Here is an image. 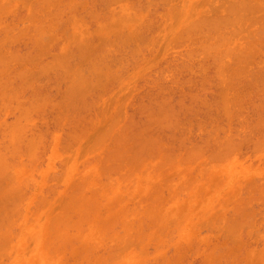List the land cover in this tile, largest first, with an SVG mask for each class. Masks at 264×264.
Returning <instances> with one entry per match:
<instances>
[{"label": "bare ground", "instance_id": "6f19581e", "mask_svg": "<svg viewBox=\"0 0 264 264\" xmlns=\"http://www.w3.org/2000/svg\"><path fill=\"white\" fill-rule=\"evenodd\" d=\"M56 1H59V3H60V5L61 6H63V8L64 9H69L68 11H70V10H72V8H74V6H72V8H71V4H72V1H73V3L74 2H76V0L74 1V0H72V1H64L63 2V4H65L66 2H68V3H70V5L68 4V6H70V8L69 7H67V8H65L64 7V5H62L61 4V2L63 1H61V0H0V17L2 16V17H4L1 13L4 11V9L7 11V12H10V11H12L13 12V10L14 11H16V7H18L21 3V5L20 6H22L23 5V7H24V10L21 8V7H19L18 8V10H19V12H22V10L23 11H26L27 9H29V6H28V8L26 7L27 6V4L29 5V4H31V8L29 9V10H31L30 11V13H29V11H28V13H26L27 15H29V16H27L26 15V20H27V18H28V22L31 24V22H32V18H34V13H36V14H43L44 13V10L46 9V10H48L49 8H51L52 6H53V4H51V3H54V6L55 5H57V3H55ZM107 2L106 4H107V6H108V4L111 2V1H114V0H109V2H108V0L106 1V0H102V2ZM115 1H117V0H115ZM118 1H120V0H118ZM124 1V0H123ZM131 1V0H130ZM135 1V0H134ZM137 1H140V0H136V3L135 2H133L132 4H131V2H130V4L132 5L131 7H133L134 8V5H135V8L134 9H136L138 6H140L141 5V1L137 4ZM142 1H144V0H142ZM145 1H147V0H145ZM152 1V0H151ZM160 1V0H159ZM166 3H165V2ZM172 0H161L160 2H164V4H169V5H171L172 4V2H171ZM175 1V0H174ZM176 1H179L180 2V0H176ZM188 1V0H187ZM209 1V0H208ZM211 1H213V2H211ZM210 1V3H207V5L208 6H212V10H215L214 9V7L215 6H217L218 8H220L219 6H221V8L224 6V8H222V9H224L225 11H223V12H225V13H223L222 11V13H223V16H220V17H222V18H224L225 16H227L225 19H223L222 20V18H221V20H219V15H214L213 13L215 12H217V10L216 11H213V13L211 12L212 10H209V9H211V8H209V7H206V8H209L208 10H201L198 14H199V16H196V17H194V16H192L190 13H189V10L188 9H186V11H184L185 9L183 8L184 6H183V4L185 3L186 4V1H184V3L182 4V5H180V7H182V9L179 7L178 8V11H177V15L176 14H174L173 13V16H172V11H174V10H172V8L171 9H169V11H167V12H170V13H164L165 14V16L167 15L168 17H170L171 18V16L172 17H174V21H177V26L175 27L174 26V28H173V25L171 26V23L169 24V26H171V27H169V30L167 31L168 33H170V34H168V35H174L173 36V39L175 38V33H176V36L179 34V32L180 31H182L181 29H183V32H184V35H185V33L187 32V31H189V32H187V34L189 33H191V34H193V37H194V35H195V37H197V34L198 33H200V35H201V33H205V32H207V33H205V34H203L201 37L203 38H205L204 39V42L202 43V42H200L201 40H200V38L201 37H199V39H197L198 40V42L194 39V41H193V37H192V35L190 36V35H185V37H184V35H182L181 33L182 32H180V34L175 38V40L176 41H174L173 39H172V35L171 36H169V41H167L166 42V40H167V38H166V40L164 41L163 40V42L162 41H160L159 43H161V44H163V43H167V44H165V46L164 47H166V45H168V44H170L169 42L171 41L172 43L173 42H177V38L179 37V38H187L188 36H190L191 38H187V39H185V40H187V46H189V43H188V41H189V39L190 40H192L190 43H194V44H196V46H200V48H196V46H194V44L192 45V47H193V49L195 50V48L196 49H201L202 47H203V49H201L200 51H199V53H198V51L197 50H195V51H193V49H191L192 47H191V45L189 46V47H191L190 49L192 50V53H191V51H189V48L188 47H186V46H183V45H185V44H181L182 46L181 47H186L185 49H187V52L186 51H184L181 55H184L185 54V56L187 55V58L188 57H191V55H192V58H195V56H193V55H200L201 53H202V63L204 62V60L205 59H207L208 60V58H210V61H212L214 58H215V56H216V59H215V61L213 60V62L214 63H211V64H213V66L212 67H214L215 69H214V73H215V71H216V73L214 74V75H216L217 77H219L218 75H220V76H222V78H223V76L224 75H226L225 76V78H223V79H225V81H228V82H225L224 80V82L227 84L226 86H223L221 83H222V78L221 77H219V78H217V80H218V82L217 83H219L218 85L220 86V87H222V88H220L219 87V89H223V87H225L224 88V90L226 91V92H228V94L224 91V90H221V91H224V93H222L221 91H219V92H221L222 94H220V96L218 97L219 98V100L220 99H222L221 101L223 102H221L220 103V105H218V109L222 106V108H225V109H223V110H225V112H227L226 113V115H230L231 116V114L232 113H234L236 110L238 111V107H236V105L237 106H239V104L238 103H241L242 101L241 100H244V99H246L247 97H249V96H247V97H245L244 95H242V93L243 92H245V91H240V92H242V93H240L239 91L237 92V90H233L232 88H234L235 86H239V84H242V83H244V82H242L241 83V81H244V79H245V81L247 82L248 80H252V79H254V78H251L252 76L251 75H253L252 73H253V70L251 71V70H249L248 68L247 69H245V70H249V72H251L250 73V77L247 79V74H246V78H243V76H244V73H243V75H241L242 74V72H243V70H242V68L243 67H241V66H244V68L246 67L245 65H249V63H247V60H246V54H247V48L248 47H250V45H251V48H253V44L252 43H254V42H252V41H255V42H257V40L258 41H261L260 39H262V38H264L263 37V34H264V32L262 31V29H264V23H262V21L264 22V17H262V16H264V11L262 12L263 14L261 15V14H259L260 12V10H261V8H264L263 6H262V3H260L261 1L263 2L264 0H261L260 2H258L259 4L258 5H256L255 6V3L257 2V1H259V0H254V1H250V0H248L249 1V5L251 6H249V5H247L248 4V1L246 2V0H229V1H227V0H225L224 2H223V0H221L223 3H221V1L220 0H216V1H218V3H217V5H215L214 6V0H211ZM220 1V2H219ZM120 2H122V1H120ZM149 3H145L146 5L147 4H149V5H151L150 3V1H148ZM160 2H158L157 1V4H155L154 6H156V5H158V3H160ZM193 2V1H192ZM195 2L196 1H194V3L193 4H195ZM254 2V4H252ZM18 3H19V5H18ZM35 3H36V5H35ZM38 3V4H37ZM46 3H47V6H45L44 7V4L46 5ZM49 3V4H48ZM59 3H58V5H59ZM117 3V2H116ZM119 3V2H118ZM125 3V2H124ZM129 2H127L126 4L129 6V4H128ZM143 3V2H142ZM143 3V4H144ZM154 3H155V1H154ZM153 1H152V6H153ZM171 3V4H170ZM212 3V4H211ZM220 3H221V5H220ZM225 3V4H224ZM230 3V4H229ZM25 4H26V6H25ZM42 4H43V6H42ZM76 4H77V2H76ZM102 4H104V3H102ZM105 4V5H106ZM111 4V3H110ZM136 4H137V7H136ZM161 4V3H160ZM163 4V5H164ZM173 4H174V2H173ZM172 4V5H173ZM179 4V3H178ZM224 4V5H223ZM232 4V5H231ZM13 5H16L15 6V8L13 9L12 7H13ZM37 5H40V6H42V7H40V9L39 10H41V11H43V12H39V10H37L36 12H34L33 13V11L35 10L34 8H36L35 6H37ZM50 7H49V6ZM57 5V6H58ZM67 5V4H66ZM73 5V4H72ZM118 5V4H117ZM119 5H121V4H119ZM123 5V4H122ZM141 6V7H138L136 10H141L143 7L145 8H143L142 9V11L143 10H145L146 11V13H147V7H148V5L147 6ZM163 5H160V7H157L158 8V10H159V8H162V7H165V6H163ZM169 5H167L166 7H168ZM187 5V4H186ZM185 5V6H186ZM223 5V6H222ZM227 5V6H226ZM264 5V4H263ZM53 6V7H54ZM104 6V5H103ZM107 6H104V7H107ZM111 6V5H110ZM124 6V5H123ZM175 6H177V2H176V4H175ZM179 6V5H178ZM177 6V7H178ZM210 6V7H211ZM255 6V7H254ZM258 6L259 7H261L260 9L258 8ZM25 7L27 8L26 10H25ZM33 7V8H32ZM43 7L45 8L44 10H43ZM47 7V8H46ZM56 7V6H55ZM54 7V8H55ZM109 7V6H108ZM107 7V8H108ZM117 7V6H116ZM122 6H120V8H121ZM150 7V6H149ZM169 7H171V6H169ZM225 7H227V9H228V12L230 13V14H228L227 13V9L225 8ZM249 9H248V8ZM254 7V8H253ZM37 8H39V6H37ZM36 8V9H37ZM52 9L53 11H54V13H57V11L55 12V10H57V9ZM57 8V7H56ZM59 8V7H58ZM84 8H86V7H84ZM90 8V7H89ZM115 8V7H114ZM119 8V9H120ZM126 8V7H125ZM141 8V9H140ZM154 8H156V7H154ZM174 8V7H173ZM256 8H258L259 10H258V14H257V9ZM22 9V10H21ZM33 9V10H32ZM62 9V8H61ZM60 9V10H61ZM91 9V8H90ZM93 9V8H92ZM96 9V8H95ZM126 9H128V8H126ZM149 9V8H148ZM151 9V8H150ZM149 9V12H148V14L150 13V12H152L151 10ZM168 10L167 8H164V10ZM175 9V8H174ZM180 9V10H179ZM255 11H254V10ZM18 10H17V12H15L16 14H13L12 13V16H14V17H20L21 15H23V13L24 12H22V13H19L20 15H18ZM21 10V11H20ZM74 10H75V8H74ZM77 10V9H76ZM85 10V9H84ZM89 10V9H88ZM107 10V9H106ZM110 10V9H109ZM129 10H131V9H128L127 11H129ZM153 11L155 10V9H152ZM158 10H156V11H158ZM163 10V9H162ZM163 10V11H164ZM165 10V11H166ZM172 10V11H171ZM219 10V9H218ZM253 10V11H252ZM51 11V10H50ZM50 11H48V12H50ZM73 11V10H72ZM91 11H95V12H97L96 10H91ZM91 11H89V12H91ZM111 11V10H110ZM109 11V12H110ZM116 11V10H115ZM115 11H113V13L115 12ZM122 11V10H121ZM120 11V12H121ZM125 11V10H124ZM132 12H133V10H131ZM130 11V12H131ZM135 11V10H134ZM156 11H154V12H156ZM159 11H161V10H159ZM182 11V12H181ZM197 11V10H196ZM203 11H205L206 12V15H208V18H207V16L205 15V12L203 13ZM210 11L211 13L210 14H208V12ZM249 11V12H248ZM262 11V10H261ZM45 12H47V11H45ZM62 12V11H61ZM76 12V11H75ZM95 12H94V14L93 13H91L92 15H94L95 17H97L98 15L97 14H99V12L97 13V14H95ZM108 12V11H107ZM108 12V13H109ZM140 13H143V12H141V11H139ZM139 12H135V15L137 16L138 14H139V16H140V13ZM184 12H185V14H184ZM203 14H202V13ZM244 12V13H243ZM245 12H247V13H249V14H245ZM250 12H254V13H256V14H254V16H253V14H250ZM25 13H24V17H25ZM51 13V12H50ZM53 13V12H52ZM59 13V12H58ZM57 13V14H58ZM62 13H64V12H62ZM65 13H67L66 15H68V12L66 11ZM72 13V12H71ZM70 13V14H71ZM111 13H112V11H111ZM111 13H109V15L111 14ZM116 13V12H115ZM123 13V12H122ZM134 13V12H133ZM137 13V14H136ZM179 13V14H178ZM181 13V14H180ZM193 13H195V12H193ZM201 13V14H200ZM220 13V12H219ZM226 13H227V15H226ZM7 14H9V13H7ZM5 15V11H4V15L6 16L4 19H7V16L8 15ZM34 14V15H33ZM41 14V15H42ZM46 14V13H45ZM48 14V13H47ZM56 14V15H57ZM60 14V13H59ZM78 14V13H77ZM121 14V13H120ZM124 14L126 15V13L124 12ZM158 14V13H157ZM224 14H225V16H224ZM10 16H11V14H9ZM32 16V18H30L29 19V17H31ZM41 15H40V17H39V19L41 18ZM49 16H46V15H42V19L44 20H42V19H40V20H38L39 21V23H40V21L41 22H47V19H48V21L50 22L49 23V25L50 24H52L51 22L52 21H54L55 20V24H54V22H53V27H54V29H55V26L56 27H59V26H57V23L58 22H56V21H58V19H61V17H59V15L58 16H56V15H54L53 16V14H48ZM52 15V16H51ZM64 14H62V15H60V16H62V19L59 21L60 23H65V20H67V16L66 15H64V16H66V18L63 16ZM86 15H89V13L87 12L86 13ZM92 15H90L89 17H91ZM97 15V16H96ZM111 15H115V14H111ZM111 15L109 16V17H111ZM124 15V16H125ZM128 16L129 15H131V14H127ZM144 15H147V14H144ZM155 15V14H154ZM160 15V14H159ZM170 15V16H169ZM211 16V18H212V20L210 19V16ZM228 15H229V17H228ZM239 15H241V16H239ZM242 15H243V17H242ZM245 15H246V17H245ZM248 15V16H247ZM253 17H256L255 15H258L256 18H253ZM10 16H8V18H11ZM36 16V15H35ZM58 18L57 20H56V17ZM69 17H70V15H68ZM101 16V15H100ZM106 16V15H105ZM132 16H134V14L132 15ZM147 16H149V15H147ZM146 16V17H147ZM157 16V15H156ZM161 16V15H160ZM159 16V17H160ZM201 16L203 17V19L201 18ZM213 16V17H212ZM218 17L217 19L215 18V17ZM232 16H234V17H232ZM238 16V17H237ZM46 17H49V18H47L46 19ZM51 17H55V18H53L52 20H51ZM64 17V18H63ZM71 17H72V15H71ZM70 17V18H71ZM83 17V16H82ZM94 17V18H95ZM152 17V16H151ZM162 17H163V15H162ZM168 17H165L166 18V20L167 21H165V23L166 22H168L169 21V19H167ZM176 17L178 18V19H176ZM249 17H251V18H249ZM262 17V19H260ZM23 18V17H22ZM36 19H33V22L35 23L36 21L35 20H37V17H35ZM69 18V20H71V21H73V19H74V21H76V19L78 20V19H80L81 17L79 16V14H78V16H77V18H76V16L73 14V19H70ZM99 18V17H98ZM97 18V19H98ZM106 18H108V15H107V17ZM112 18V17H111ZM144 18V17H143ZM143 18H142V20H143ZM191 18V19H190ZM201 18V19H200ZM232 18V19H231ZM258 18V19H257ZM15 19V18H14ZM21 18H19V20H20ZM46 19V20H45ZM64 19V20H63ZM86 19V18H85ZM113 19V18H112ZM124 19H126V18H124ZM127 19H128V17H127ZM126 19V20H127ZM130 19H132V18H130ZM139 19H141L140 17H139ZM146 19V18H145ZM153 19V18H152ZM156 19H157V17H156ZM160 19H161V21L164 19H162L161 17H160ZM160 19H159V21H160ZM172 19V22H173V18H171ZM170 19V20H171ZM207 19V20H206ZM214 19V20H213ZM243 19V20H242ZM245 19V20H244ZM248 19V20H247ZM251 19L253 20V22H255V21H257L258 22V20L260 21L261 20V22H258L259 24H262L261 25V28H259V27H256V25L255 24H257V23H253L254 24V26H252V24H251V28H255V29H257V30H260V31H262V32H260V31H257V30H254L253 29V32L252 33H254V34H252L251 32V37H250V35H248V33L246 34V32L248 31L249 32V30H246V29H242V27L243 28H247L246 27V21H247V23H248V21L250 20L251 21ZM257 19V20H256ZM3 20V19H2ZM2 20L0 19V21L2 22ZM8 20H10V19H8ZM17 19H15V21H16ZM26 20H25V23L23 22V24H26L27 22H26ZM95 20V19H94ZM99 20L101 21L102 19H98V21L97 22H99ZM107 22H106V24L108 23V20L109 19H105ZM105 20H103V21H105ZM133 20H134V18H133ZM135 20H136V18H135ZM141 20V21H142ZM149 20H150V18H149ZM154 20H155V16H154ZM153 20V21H154ZM189 20H191V21H189ZM225 20V21H224ZM5 21H7V20H5ZM96 21V20H95ZM158 21V20H157ZM186 22V21H189V25H187L188 24V22H187V24L185 25L187 28H185V27H182V23H180V22ZM211 21V22H210ZM222 21H223V23H222ZM244 21H245V24L246 25H244L243 23H244ZM250 21H249V23H250ZM13 22V21H12ZM17 22H19V21H17ZM21 21L19 22V24L21 25V23H22ZM32 22V24L31 25H36V24H39V23H33ZM114 22V21H113ZM140 22V21H139ZM138 22V23H139ZM154 22H156V20L154 21ZM7 23V22H6ZM60 23H58V25H60ZM81 23H82V19H81ZM84 23V22H83ZM82 23V24H83ZM86 23V22H85ZM101 23H102V21H101ZM105 23V22H104ZM192 23V24H191ZM241 23V24H240ZM248 23V25H250ZM7 24H9V21H8V23ZM7 24H6V27H7ZM18 24V23H17ZM18 24V25H19ZM28 24V23H27ZM41 24V23H40ZM40 24L39 25H36V26H34L33 28H34V30H33V28L32 29H30V27H29V29L27 30V32L28 31H31V30H33V32L35 33V30H36V32L38 31V30H40V31H38V33H36V34H39L40 32V36H42V37H40V38H42L43 39V36H44V39H45V37L47 36V35H43V33H42V31L43 30H41V29H43L42 27H41V29L39 28L40 27ZM43 24V25H42ZM41 24V26H45V24L46 23H42ZM61 24V25H62ZM106 24H104V25H106ZM114 24V23H113ZM134 24H136V25H138L137 23H136V21H135V23ZM140 24H143V23H140ZM146 24H148V23H146ZM150 24H151V21H150ZM162 24H164V22L162 23ZM172 24H176L175 22H173ZM219 26H222L223 28H225V29H223L222 28V30L220 29V27H218V25ZM221 24V25H220ZM237 24V25H236ZM239 24V25H238ZM5 26V23H4V25L3 24H1L0 23V26ZM29 25V24H28ZM28 25H24V27H21V28H24L25 29V26L27 27ZM55 25V26H54ZM61 25H60V27H61ZM84 25V24H83ZM133 25V24H132ZM152 25H153V23H152ZM151 25V26H152ZM154 25H155V23H154ZM217 25V26H216ZM236 25V26H235ZM241 25H242V27H241ZM244 25V26H243ZM14 26V25H13ZM21 26H23V25H21ZM38 26V27H37ZM101 26H103V25H101ZM116 26V25H115ZM147 26V25H146ZM145 26V27H146ZM150 26V25H149ZM156 26L158 27V26H160V25H158V24H156ZM156 26H155V28H156ZM163 26V25H162ZM161 26V27H162ZM165 26V25H164ZM167 26H168V24H167ZM188 26H190V27H188ZM228 26H231V27H229L228 29H226ZM234 26V27H233ZM237 26H240V27H237ZM6 27H4V28H6ZM35 27H37V29L35 28ZM46 30H45V28H44V30L45 31H50L52 34H50V35H48L49 37L50 36H52V35H54L53 36V38L52 37H48L47 36V38L44 40L43 39V41H46L47 42V39L49 38L50 39V41H48V43H50V47H49V44L47 45V43H46V46H45V43H43L42 42V44H40V45H42L41 47H42V50H40L39 51V48H40V46L38 47V46H36V45H38L39 43V41H42V39L40 40L39 38H38V41H36L37 40V38L36 37H38V35L36 36V34H34L36 37H35V43L33 42V44H32V47H34V46H36V49H37V51H39V52H34L35 50V48H31L32 50H34L33 51V53L35 54V57H33L34 55H33V53H32V50L29 48V46L31 47V45H29L28 44V48L30 49H28L27 51L29 52V55H30V52H31V54L33 55H31L32 57H30L29 55H28V52L27 53H22V51H21V53H19V51L18 50H14L13 49V47L11 48V49H7L6 47V49L8 50V52H6V50H4V45L5 46H10L9 45V43H7V41H9L10 42V39H8L7 40V38H9V37H7V36H5V35H7V30L9 31V28H11L10 30L12 31V29H13V27H9V25H8V27L6 28V29H4L3 31L4 32H7L6 34L3 32V34H5L4 36H5V39L4 40H6V41H1L0 40V44H1V46L4 44V42H6V44H4L3 45V51H5V54L6 53H8L9 55H3V51H2V48H1V46H0V51H2V54H1V52H0V59H1V57H2V59H4V60H0V111H4L5 109H8V112L10 113V111L12 110L11 108L13 107V103H15V99H17L19 102L17 103V101H16V108L14 109L13 108V110H15V111H12L11 113H13V112H16L17 111V109H19L17 112H16V114L14 115L15 117H14V120H13V118H12V122H11V124H9L8 122H7V125H6V121L7 120H5L4 122H3V120H1L0 121V124L2 125V123H4L6 126L5 127H7V126H9V127H7V129H2L1 128V125H0V129H2L1 130V132H0V135H1V137H3V134H4V137H3V140L2 141H4L3 143V145L1 144L2 142H0V146L2 145V147H0V148H4V145L6 144V146H5V151H7V152H10L9 150L11 149V148H13L12 149V152H14V155H13V153H11L10 152V154H8V153H5V151L4 152H2V150H1V153H3V154H1L0 153V160H1V158L4 156V153L6 154L5 155V158H2V161H3V159H5L4 160V163H2V161H0V259H2L1 261H0V264H181L182 262H184V261H186V260H184L185 258H190L191 257V255L192 254H195V253H197V255L196 256H199L200 254H202V256L203 257H201V258H199V257H196V258H198V260L199 259H203V261L201 260V264L202 263H204V264H219L220 262L222 263V264H264V252H263V249L262 248H255L256 247V245L255 246H252V245H250V243H248V245H247V238L249 239V235H251V237H252V239H254L253 238V236L252 235H254V237L255 236H258L259 238H257V239H259V240H257L258 241V244L257 245H259L260 246V244H263L264 243V233H262L261 231L263 230L264 231V227L262 226L261 227V229L262 230H260L259 231V228H256V225H255V223H256V221H255V216L257 215L258 216V214H259V212L257 211V214L253 211L254 209H253V207H254V205H258V203L260 204L261 202L260 201H264V175L263 176H261L262 177V182L259 184V183H257V185L255 184V185H253V184H250V185H248L249 184V182H252V183H255V182H253V180L252 181H250V179L252 178L253 179V177H251V175H254V174H260V173H264V166H263V164L261 165V164H259V165H255V167H253L254 166V163H253V166L252 165H247V163H245V161L244 162H241V160H239L240 159V152H239V144H238V148L237 147H235L236 146V144H235V142H234V145H233V140L231 139V137H230V133L228 134V136H227V138H228V140H227V138H226V140H225V142L223 141V140H221V138H220V140H221V142H223V143H221L220 141V143H219V145H217V147H215V148H217L216 150L217 151H214L213 152V155L217 158V160H211V162L212 163H214V164H216V165H214V164H212V165H214V166H212L210 169H209V171L208 172H204L203 170V168L204 167H202L201 169H202V173L200 172L199 173V175H201V178H200V176L198 175V178L199 179H197V177H196V175H195V177H193L192 175V173L194 172V171H192L191 169H193V167H196L197 165L196 164H198V162L197 163H195L197 160H199V159H201L204 155H205V153H206V151L205 150H207V149H205V150H203V148H202V146L201 145H199V146H201L200 148H199V146H195V148H194V146H192V148L190 147V150H185L184 152L183 151H181V154H180V152H177L176 150H178V151H180L179 149H181V147H174V145L170 142V140H169V142H168V144H172L173 146H168L169 148H167L166 146V148L167 149H164V147H163V145L165 144H167V139L165 140V138L163 137V135H161V133H162V131H161V133H159L158 132V129L159 128H163L164 127V125H165V123H164V121L166 122V128H168L167 126H169V125H173V124H176L175 125V127H176V130H177V128H180L181 127V125H180V122L182 121V119H181V117L180 116H178V115H176L177 114V111H176V114H174L175 112H174V110L171 108V106H169V104H171V102L170 103H168L167 101H166V99L167 98H165V97H162V99H159L158 97H153V95L151 96L152 98H158L159 99V101L160 102H162V105H163V103H165L163 106L161 105V103L160 102H158V99H157V101L155 102V100L156 99H152V102H155V106L154 107H156L155 109H156V111H155V109H153V106L151 105L150 106V109H149V106H146L147 104H148V102L146 103V104H143V106H142V108L143 109H141V108H139L138 106H136V108H135V110L136 109H138L139 108V112H140V110H142V112H145V108H146V111L147 110H150V111H147V113H146V116H145V120H147L148 118L150 119V121L152 122V121H155V120H158V119H161V115H163L164 116V114H169L168 116H173V119H172V117L169 119V117L168 118H166L167 117V115H165L164 117L162 116V118L164 119V121L162 122L161 120V123L163 124V126H162V124H159L160 123V121H157L158 122V124L159 125H161L162 127H159V128H155V126L157 125L158 126V124H156V121L155 122H150L149 120H147L146 121V123L147 124H149V122L153 125V127H152V125L151 124H149V126L151 127L150 129H153V130H150V132L151 131H153V135L156 133V136H153V135H151L152 133H150V132H148L149 130V126H147L146 125V131H145V129H144V127L142 126V125H140V123L138 122L137 124H139L140 126H142L143 128V130L141 129L140 130V132H142V133H140V132H137V131H135V130H138L137 128H135L136 126H135V123H132V121L133 120H135V118H133L132 117V119L130 118V116H128L129 114V112L127 111V117H128V119L130 120L131 119V122H129V120L128 121H125V120H127V117H125V119H124V117H122L123 119H124V122L123 121H121L122 120V118H121V120H119L118 118H119V116H115V115H117V114H120L119 112H121V114H122V111L120 110L121 109V107L119 108V103L117 104V106H114L115 108H116V110H118V112L115 110V112H114V110H113V108H112V106H111V104H110V99H108V100H106L105 101V104H106V102L107 101H109V103L107 102V104L106 105H108L107 107H109L110 109H108V108H106L105 106H104V108H106L107 110H109L108 112L109 113H111L110 112V110L112 109V113L111 114H113L114 113V115H112V119H115V121L113 122V125H111V124H109V125H111V127L110 126H108V123H110L112 120H108L107 122L108 123H106L105 124V122H104V124H103V126L104 127H106V126H108L109 128H110V130H109V128L107 127V129L105 128V130H104V128L103 129H100L101 130V132H99V126H101V125H99V126H97L95 129L96 130H94V127L92 126L93 125V121L92 120H90L89 119V121H91V123L89 122V124L87 125L86 123V121L88 120H86V116L84 117L83 116V111H80L81 113H82V115L79 113V112H77V114H78V117L76 116H74L73 115V117H74V119H78V121H80L81 120V118H83V120L85 121V124H80V123H84V121H82V122H77V124L79 123L80 124V126H82V128H79V131H81V132H84V133H81V136L83 137L84 135L86 136L87 134H85V133H88L87 131L85 132L84 130L86 129L87 130V128H85V127H87V126H89L90 124H92L91 126L93 127V130H94V132L91 130V132H89L90 134L93 132V133H95L97 130V133L99 132L100 133V135L101 136H99L98 134H96V136L98 137H96L95 135H94V137H93V133H92V139H96L95 141H94V144H93V142H91V141H93L92 139L91 140H89V142L91 143L90 145H88V147L90 146V147H92V148H86L85 147V150L82 152V149H81V147H80V149L81 150H79V148H76L77 147V145L75 146V142H76V140H75V138L77 139L78 137L80 138L81 136L79 135L80 133L78 132V131H75V133L77 132V133H79V134H75V133H73V131H74V129L71 131V133H69V135H71V137H72V134L74 135V137H72L70 140H72V145H73V141L75 140V144H74V151H72V150H69V152L70 151H72V155H70L71 156V160L70 159H67L68 161H71L70 163L68 162V164H67V167H66V169L64 170V173H63V175H62V177L61 178H59V180L61 179L62 180V183L61 184H63V187L61 186V188H59V190H57V192L56 193H52L53 195H58L57 197L59 198H57L56 200L55 199H53V198H51L50 199V196L51 197H53V195H47L48 196V198H47V196H44V197H41L40 198V196H43V190H42V195H40L39 194V191H38V188H39V186H41V182L39 183V182H37V181H35V182H33V184H36V185H34L35 187H34V189H33V185L31 186V184H29L30 182H28V184H29V186L27 185V186H25V187H32V190L33 191H29L28 189H26V188H23L24 186L23 185H25V183H27V181L28 180H32V181H34L35 179L37 180V178L35 177L36 176V174H35V176H34V174L33 173H27V171H26V169H24V167L21 165V163L22 164H25V167H26V165H27V162L26 161H22V159H24L25 158V156H27L25 153L23 154V152L22 151H27L28 149H29V153H27V154H29L30 156H31V158L30 159H32L33 160V156H35V155H43V158H41L40 157V159L43 161L44 160V155L45 154H43V151L41 152L42 154H36L37 152V150L36 149H41L40 148V145H42V147H43V145H45L44 143L45 142H42L43 140H41L42 138H44L45 139V134H47L48 132H46V133H44V134H42V132H41V134H42V136H41V134H39L40 132H35L36 130L35 129H33V128H36V127H32L31 129L30 128H28V124H27V122L26 121H31L30 119H28L29 117H31V113H32V118H33V116H38L39 118L41 117V113L45 110V108H48V107H46L45 106V104H47L48 106L50 105H53V107L54 106H57V103H51V102H48V101H50L51 99H53V98H56L55 100H57V101H59V97L58 96H56V97H53L54 96V93H52V97H50L49 98V95H51V94H47V93H44V92H47V90H43L44 92H40V90H41V85H48V83H49V87H51V85H52V87H53V84L52 83H50L52 80L55 82L56 80L55 79H57L58 78V76H60V78L61 79H59V80H61V81H64L65 80V77H67V75H69L68 76V78H67V81L65 80L64 81V84H65V88H63L62 89V91H64V93L63 94H61V96L63 95V99L65 100V102H67L66 104H65V102L63 101V99L60 97V100L62 99V101L61 102H63V103H61V105L62 104H64V105H60V102H59V104H58V106L56 107V108H58V109H55V110H58V112L59 111H61L60 113H62V114H60L59 113V115H58V113H57V115H56V120H58V121H56V123L57 122H59V124H61V125H66L67 123L69 124H73V127H75V125H76V122H75V125H74V122L72 123V121L71 120H73L74 121V119L72 118V114L73 113H71L69 116H71V120H68V119H66V121H65V123L64 122H62L60 119H62L63 118V116H64V114L66 113L67 114V110H68V113H69V111H70V108L68 109L67 107L69 106H71V104H73V105H75V104H77V103H79V101L81 100V101H83V103L82 104H84V96H86V93H87V96H86V98H88V100L91 98V97H93L94 95V98L96 99V101H97V99L98 98H100V99H102L101 97V94H99V93H106V97L103 95V93H102V95L105 97L104 99H107L108 97H110L109 95L107 96V94H109L110 93V91L108 92V90L110 89V88H112V87H109V88H107L106 87V85H107V83H108V85L110 84L111 86L114 84V87H116V90H115V88L113 89V90H115V92L117 93V94H120L121 92H119V91H122L123 89H126L127 88V86H129V91H130V94H132L131 92V90H133V89H131L130 87L132 86L131 85V83H132V81H131V83L130 84H128V82L130 81V79H131V77L132 76H130L129 77V75H133V74H136L139 70L137 69V71L135 72V70H134V72L135 73H131V74H129V75H127L125 78L126 79H128L129 78V80H125L124 78V80H123V82L125 81V83H127V84H125V83H119V82H117V81H119L118 79H120L121 78V76L122 75H124V74H122L124 71H123V69L124 68H126V69H128V68H131L132 67V65H133V63H132V65L130 64V67H129V65H128V63H130V62H128V61H130V60H132V59H130V60H127V59H129L127 56H125V57H127V61H124V59H123V57H121L122 55V52L124 53H126V51L125 50H127L128 49V47H129V45H132V46H130L129 48H134L135 47V44H133V43H131L130 44V42L132 41V38H131V33H128L130 36H128L127 35V37L128 38H131L130 40V42H129V44H127V42L129 41H126V47L127 48H125V50L123 49V51H122V48H123V45H122V41H120L119 42V44H120V46H122L121 48H120V46H119V44H118V46H119V48H120V50L122 51H120V55H119V53L117 54V52L115 53V55L113 56V57H110V59L111 58H115V60L113 61V62H115V61H117L118 63L119 62H121L122 60H120L121 58L123 59V63L122 64H120L119 65V67L122 69V71H120L121 69L119 68V69H117V71H118V74H119V76H118V74H115V70H114V68L116 67L115 65H117L118 63L117 62H115V63H113V62H111L110 61V59H108V61H110V62H106L105 63V54H104V52L103 51H100L99 53H98V51L100 50L99 48H102V45H103V42L100 44V45H98L97 47H99V46H101V47H99L98 49H94L93 50V53H95V52H97V53H95V54H92V53H85L86 51L84 50V49H86L87 50V48H88V50L87 51H89V49L92 51V46H93V44H92V46L89 48V46L90 45H86L85 47H87V48H85V47H83L84 45V42L85 41H83V40H85V32L87 31V29H86V31L85 32H82L83 33V40L81 39V41H83L82 43L83 44H81V45H83V46H81L80 44H79V47H80V49H78L79 47H71L70 45V43H71V37H69V38H67L69 35H71V34H69V33H67V34H65L64 33V26H62L61 28H60V30H63V32L60 34L59 33V36L61 35L62 36V38L61 39H63L64 40V38H66V39H68V40H64L65 42H63V43H67V42H69V39H70V42H69V46L71 47H68V43L66 44V47L65 46H63V47H65L63 50H67L68 48V52H67V54H66V52H63V50L61 49V48H59L58 47V43L60 44V42H58V38H59V36H58V38L55 36L56 34L58 35V32L59 31H57L56 30V32H55V30L53 29V27L50 25V27H48V22H47V24H46ZM108 27V24H107V26L106 27H104V28H107ZM131 26H129V27H127V28H130ZM133 28H136L135 26H132ZM143 27V26H142ZM154 27V26H153ZM153 27H150L151 29H153ZM205 27V28H204ZM216 27H218V28H216ZM233 27V28H232ZM235 27H236V29H235ZM0 28H3V27H0ZM63 28V29H62ZM98 28V27H97ZM103 28V27H102ZM109 28V27H108ZM126 28V27H125ZM139 28V27H138ZM144 28V27H143ZM160 28V27H159ZM165 28V30L163 29V34H164V31H165V35H166V29H168V28H166V27H164ZM230 28H231V30H230ZM248 28H250V26L248 27ZM247 28V29H248ZM250 28V29H251ZM17 29V28H16ZM20 29V28H19ZM24 29H22V31L24 30ZM48 29V30H47ZM50 29V30H49ZM57 29V28H56ZM132 29V28H131ZM137 29V28H136ZM185 29V30H184ZM188 29V30H187ZM219 29H220V31H223V32H225L224 34L222 33V35H221V32L219 31ZM1 30V29H0ZM6 30V31H5ZM13 30H15V29H13ZM21 30V29H20ZM19 30V31H20ZM51 30H53L54 31V33L51 31ZM78 30V29H77ZM130 30V29H129ZM129 30H126L127 32L129 31ZM144 30V29H143ZM142 30V31H143ZM145 30H147V29H145ZM150 30V29H149ZM154 30H156V29H154ZM201 30H203V32H201ZM206 30V31H205ZM210 30V31H209ZM212 30V31H211ZM213 30H215V33H214V31ZM216 30H217V32H216ZM228 30H229V33H228ZM236 30V31H235ZM245 31L246 30V32H245V35H244V32H241V31ZM2 31V30H1ZM10 31V32H11ZM18 31V29H17V32H18V34L20 33V37H21V32H19ZM25 31V30H24ZM23 31V36L24 35H27V33H26V31L24 32ZM44 31V32H45ZM79 31V30H78ZM82 31H84V30H82ZM124 31V30H123ZM126 31H125V35H126ZM133 31V33L135 32V34H137L138 33V31H137V33H136V31H134L133 29L131 30V32ZM158 31H159V29H158ZM186 31V32H185ZM220 32V34H217V33H219ZM233 31V32H232ZM16 32V33H17ZM130 32V31H129ZM144 32H146V31H144ZM144 32H142L143 34H144ZM150 32V31H149ZM151 32H152V30H151ZM150 32V33H151ZM156 32H157V30H156ZM161 31H159V33H160ZM209 32H212L211 34H209ZM227 32V33H226ZM239 34H237V33ZM257 32H259V33H257ZM12 33V32H11ZM31 34H32V31L30 32ZM49 33V32H48ZM47 33V34H48ZM101 33V32H100ZM114 33V32H113ZM124 33V32H123ZM122 33V34H123ZM140 33V32H139ZM158 33V34H159ZM230 33H231V35H230ZM261 33H262V35H261ZM10 34V33H9ZM13 34H14V32H13ZM12 34V35H13ZM44 34H46V33H44ZM64 34V35H63ZM69 34V35H68ZM110 35H112V32L111 33H109ZM141 34V33H140ZM153 34V33H152ZM155 34H157V33H154L153 35H151V34H147V32L144 34V37H143V35H142V37H140L139 36V38L142 40V38H143V40L141 41L139 38L138 39H136V41L137 40H140L141 41V43H140V41H138L140 44H141V48H145V46L143 47V44L145 43V42H147L148 43V41H145V40H147V37L149 38V36L151 35V36H153V38L155 39V37H156V35ZM207 34H209V36L210 35H212L211 37H213V36H215V37H213V38H211V37H209ZM213 34H215V35H213ZM229 34V35H228ZM241 34V35H240ZM243 34V35H242ZM255 34H256V38L259 36L260 37V35H261V37H260V39H253L252 41H251V39L250 38H254L255 37ZM260 34V35H259ZM33 35V36H34ZM68 35V36H67ZM109 35V36H110ZM117 35V34H116ZM132 35H134V34H132ZM145 35L147 36V37H145ZM155 35V36H154ZM160 35V34H159ZM216 35L217 36H220V37H216ZM223 35H225L226 36V39H225V37L223 36ZM253 35V36H252ZM258 35V36H257ZM17 36H19V35H17ZM30 35H29V33H28V37H29ZM33 36H32V38L31 39H33ZM60 36V37H61ZM63 36H65L64 38H63ZM78 38V33H77V35H73L72 36V39H73V37L74 38H76V37ZM88 36V35H87ZM86 36V37H87ZM91 36V38H90V40L89 41H91V39L94 37H92V35H90ZM90 36H88V37H90ZM99 36H101V35H99ZM109 36H107L108 37V39H110L109 38ZM115 36V35H114ZM137 36H138V34H137ZM198 36H199V34H198ZM205 36H207V38L205 37ZM228 36V37H227ZM230 36V37H229ZM234 36V37H233ZM236 36H238V37H236ZM241 36V38H240V40H242L243 42H244V40H245V37L249 40V41H251L250 42V44H249V41H247V39H246V42H248V43H246V44H244V43H240L239 42V40H238V38ZM7 37V38H6ZM13 37H15L16 38V34H14V36ZM12 36L10 37V38H13ZM20 37H18V38H20ZM98 37V36H97ZM104 37H106V36H104ZM104 37H103V39H104ZM106 37V38H107ZM123 37H125V36H122V38ZM133 37V39H134V37H135V35L134 36H132ZM160 37H162V36H160ZM160 37L158 36V39H160ZM163 37H165V36H163ZM171 37V38H170ZM225 39V41H224V39ZM233 38V40H231L232 38ZM235 37H236V39H235ZM27 38V37H26ZM98 38H100V37H98ZM105 38V39H106ZM117 38V37H116ZM127 38V39H128ZM135 38H137V37H135ZM152 38V37H151ZM201 38V39H202ZM209 38V40H212L211 42H209L207 39ZM211 38V39H210ZM218 38V40H216ZM221 38V39H220ZM243 38H244V40H243ZM1 39H3V38H1ZM17 39V38H16ZM16 39L13 41V43L16 41ZM29 39V38H28ZM31 39H30V41H31ZM48 39V40H49ZM54 39H56V41H54L53 40V42H51L52 40ZM88 39V38H87ZM97 39V38H96ZM101 39V38H100ZM103 39H101L102 41H104ZM112 39V38H111ZM119 39H120V37H119ZM124 39V38H123ZM125 39H126V37H125ZM124 39V40H125ZM222 39H223V41H222ZM12 40V39H11ZM34 40V39H33ZM32 40V41H33ZM149 40V42H150V39H148ZM181 40V39H180ZM206 40H207V42L209 43H207L206 42ZM221 40V41H220ZM228 40H231V41H237L238 43H239V45H238V43L236 44L235 42L234 43H232L231 41H230V43H229V41ZM29 41V42H30ZM59 41H60V38H59ZM73 41H77V39L75 40H73ZM80 41V42H81ZM112 41H113V39H112ZM115 41H116V39H115ZM144 41V42H143ZM203 41V40H202ZM216 41V43H217V41H219V42H221V43H223V47L221 46V48L219 49V48H217V47H220V45H222V44H220L219 45V43H217V44H215L214 42ZM12 42V41H11ZM37 42V43H36ZM57 43L56 45L57 46H55L54 47V45L55 44H53V43ZM95 42V41H94ZM101 42V41H100ZM124 42V41H123ZM156 43L155 44H157L158 42L157 41H155ZM179 42V41H178ZM177 42V43H178ZM181 42H184V40L182 41L181 40ZM213 42V43H212ZM13 43H11L12 45L11 46H13ZM32 42H30V44H31ZM77 43H78V41H77ZM86 44L88 43V42H85ZM112 43H114V41L112 42ZM117 43V42H116ZM134 43H135V40H134ZM139 43H137L138 45H139ZM146 43V44H147ZM227 43V44H226ZM258 43V42H257ZM51 44L53 45V49H52V47H51ZM76 43L75 42H73L72 43V46H74ZM89 44H91V42L89 43ZM106 44V43H105ZM104 44V45H105ZM146 44H144V45H146ZM160 44V46H162ZM198 44V45H197ZM199 44H201V45H199ZM207 44V45H206ZM211 44V45H210ZM214 44V45H213ZM224 44H226V46H225V49H224ZM232 44H234V46L232 45ZM235 44H236V46H238L237 48H235L236 46H235ZM240 44H241V46H240ZM243 44H244V46H243ZM247 44H249V46L247 45ZM256 44V43H255ZM254 44V45H255ZM34 45V46H33ZM116 45V44H115ZM149 45V44H148ZM177 45V44H176ZM176 45H174L175 47H176ZM217 45V46H216ZM229 45V46H228ZM48 48L49 47V49H52V52H53V50H55V52L57 51L56 49H57V47L60 49V50H62V53H63V56L64 57H61L62 56V53L59 51H57V53H55L56 54V56L53 54V53H50V54H48L47 55V53H46V51L47 52H49L48 51V49L46 50V48ZM117 46V45H116ZM124 46H125V42H124ZM154 46V45H153ZM160 46L158 45V49H160ZM171 46H172V44H171ZM205 46V47H204ZM211 46V47H210ZM216 46V47H215ZM231 46V47H230ZM62 47V46H61ZM62 47V48H63ZM68 47V48H67ZM81 47H83V48H81ZM104 47V46H103ZM113 47H114V44H113ZM112 47V48H113ZM156 47V45L154 46V48L152 47V49H156L155 48ZM163 47V46H162ZM170 46H168V48H169ZM208 49H207V48ZM242 47L243 48H246V49H242ZM43 48H44V50H43ZM73 48V49H72ZM115 48V47H114ZM117 49H119L118 47H116ZM138 48V47H137ZM137 48H136V50H137ZM167 48V47H166ZM166 48H164V49H166ZM177 48V47H176ZM214 48H217V49H219V50H216V49H214ZM223 48V49H222ZM227 48V49H226ZM250 48V49H251ZM72 49V50H71ZM116 49V50H117ZM172 49V48H171ZM175 49V48H174ZM174 49H173V51H174ZM179 49V48H178ZM184 49V48H183ZM182 48H181V50H183ZM211 49H213V50H211ZM235 49L237 50L236 52H235ZM70 50H71V52H70ZM73 50H78V51H76V52H78V54H76ZM83 50L85 51L84 53H83ZM98 50V51H97ZM114 50V49H113ZM113 50H112V52H113ZM135 50V51H136ZM204 50H206V52H204L203 53V51ZM207 50H210V51H207ZM14 51H17L16 53L14 52ZM82 51V52H81ZM127 51H129V50H127ZM131 51V50H130ZM139 51V50H138ZM152 51V50H151ZM157 51V50H156ZM159 51V50H158ZM162 51V50H161ZM177 51V50H176ZM202 51V52H201ZM13 52V53H12ZM25 52H26V50H25ZM51 52V51H50ZM103 52V53H102ZM132 52V51H131ZM130 52V53H131ZM153 53H155L154 51H152ZM151 52V53H152ZM172 52V51H171ZM182 52V51H181ZM188 52H190L191 53V55H190V53H188ZM193 52H196V53H194L193 54ZM210 52V53H209ZM211 52H213V53H211ZM15 53V54H14ZM45 54V56H46V59H48V60H46V59H44L45 58V56H43L44 54ZM59 53V55H57ZM61 53V54H60ZM65 53V54H64ZM130 53L128 54L129 56H131L130 55ZM133 53V52H132ZM136 53V52H135ZM177 53V52H176ZM188 53V54H187ZM217 53V54H216ZM235 53V54H234ZM237 53H239V54H237ZM23 54V55H22ZM26 54H27V56H26ZM36 54H40L39 56L38 55H36ZM71 54H72V56H71ZM74 54H76V56H74ZM81 54V55H80ZM138 54H139V52H138ZM137 53L135 54L136 56L138 55ZM157 54H158V52H157ZM157 54H155L156 56H157V58H159L158 56L159 55H157ZM159 54H161L160 53V51H159ZM170 54V53H169ZM204 54H206L207 56H210V57H206V55L205 56H203ZM222 54H223V57H222ZM225 54V55H224ZM11 55V56H10ZM50 55V56H49ZM52 55H54V56H52ZM80 55V56H79ZM86 55H88V56H86ZM111 55H113V54H111ZM110 55V56H111ZM118 57H117V56ZM124 55H127V54H124ZM123 55V56H124ZM134 55V54H133ZM134 55V56H135ZM170 55H172V54H170ZM174 55V54H173ZM189 55V56H188ZM215 55V56H214ZM231 55H232V59H230V57H231ZM234 55V56H233ZM10 56V57H9ZM24 56H26L27 58L29 57V60L26 58V57H24ZM49 56V57H48ZM52 56V57H51ZM108 56H109V54H108ZM116 56V57H115ZM140 56V55H139ZM156 56H155V58H156ZM167 56V55H166ZM176 56V55H175ZM214 56V57H213ZM226 56H228V59H230V60H228V61H224V59H226L225 57ZM243 56V57H242ZM248 56V55H247ZM6 57V58H5ZM20 57H23V58H20ZM44 57V58H43ZM48 57V58H47ZM67 57V58H66ZM69 57V58H68ZM72 57V58H71ZM121 57V58H120ZM201 57H199V58H201ZM211 57H212V59H211ZM235 57V60L233 59ZM32 60H31V59ZM37 58V60L39 61V63H38V61L37 60H35ZM39 58V59H38ZM71 58V59H70ZM77 59V61H76V59ZM117 58H118V60H120V61H118L117 60ZM132 58V57H131ZM135 57H133V60L134 61H136L135 59H134ZM138 58V57H137ZM156 58V59H157ZM161 58V57H160ZM159 58V59H160ZM197 58V57H196ZM196 58H195V61H196ZM199 58H197V61L199 60ZM222 58V59H221ZM250 58V57H249ZM8 59H10V60H8ZM13 59V60H12ZM70 59V60H69ZM218 59V60H217ZM238 59V60H237ZM11 60H12V63L13 62H15L13 65L15 66V72H17V74L15 73H12V72H14L13 71V67L14 66H12V63H11ZM18 60V61H17ZM27 60V61H26ZM51 60V61H50ZM73 60V61H72ZM74 60H75V62H74ZM79 60H81L82 62L84 61L85 62V64H83L81 61H79ZM132 60V61H133ZM138 60H139V58H138ZM164 60H166V59H164ZM164 60H162V62L164 61ZM189 60V59H188ZM206 60V61H207ZM217 60V61H216ZM221 62H220V61ZM232 60H234V62L232 61ZM237 60V61H236ZM16 61H17V63H19V61H20V64H18V66H16ZM34 61H36L35 63H34ZM40 61H43V63L45 62H47V64H43V63H41ZM49 61V62H48ZM70 61V62H69ZM160 61V60H159ZM192 61V60H191ZM197 61H196V63H194V64H198L199 63V61H198V63H197ZM209 61V62H210ZM239 64V65H241L240 66V68H241V70H240V72H241V74L240 73H238V71H239V69L240 68H238V70H237V67L239 66H236L237 64H236V62ZM243 61H245L244 63H245V65L243 64L242 65V63H243ZM5 62H6V64H5ZM8 62V63H7ZM33 62V63H32ZM74 62V63H73ZM79 62H81L80 63V65H79ZM126 62H128V63H126ZM137 62V61H136ZM161 62V61H160ZM160 62H159V64H160ZM182 62V61H181ZM208 62V63H209ZM215 62H217V63H215ZM220 62V63H219ZM2 63H4V64H2ZM21 63H22V66H21V68H20V65H21ZM77 63H78V65H77ZM110 65H109V64ZM126 65H125V64ZM189 63V62H188ZM191 63V62H190ZM201 63V64H202ZM205 63V62H204ZM208 63H205V64H203V67L202 66H197V70H200V72H201V69L202 70H204L203 71V74L205 75V73H207V71H206V66H207V64ZM223 63V64H222ZM226 63V64H225ZM229 63H231V64H229ZM236 65H235V64ZM10 66H12V67H9V65ZM35 64V65H34ZM76 66H75V65ZM134 64H135V62H134ZM144 64V63H143ZM170 64V63H169ZM168 64V65H169ZM173 64V63H172ZM176 65H177V63H175ZM179 64V63H178ZM218 64H219V66H218ZM221 64V65H220ZM233 64L236 66V68H235V70L234 71H236V72H233V70L232 71H230L232 74H234L235 75V77L234 78H232V76H229L230 75V72H228L229 73V75H228V73L227 74H224L223 72H224V70L225 71H227V69H228V71H229V68H231V67H229V65H231L232 67H234L233 66ZM2 65H5V66H2ZM72 65V66H71ZM74 65V66H73ZM109 65V66H108ZM111 65H113L114 66V68L111 66ZM121 65H123V67H121ZM128 65V68L126 67ZM157 65H158V63H157ZM165 65V63H163V65H162V67ZM174 65L175 67H173L172 65V67L173 68H175L176 70V74H173V75H176V79H178L177 78V76H178V71H177V66H181V63L179 64V65ZM183 65H184V63H183ZM189 64H187L186 65V63H185V65L184 66H186V67H184L185 69H186V71L188 70V69H191V68H193L191 65H193V64H190V66H188ZM196 65L194 66V67H196ZM200 65V64H199ZM206 65V66H205ZM218 67H216V66ZM225 65H227V67L225 66V68L226 69H224V66ZM7 66V67H6ZM34 66V67H33ZM82 66V67H81ZM167 66V65H166ZM165 66V67H166ZM11 68V69H9V68ZM110 67V68H109ZM149 67V66H148ZM147 67V68H148ZM154 67H155V65H154ZM153 67V68H154ZM160 67V66H159ZM158 67V68H159ZM161 67V68H162ZM169 67H170V65L166 68V70L168 69L169 70ZM188 67V68H187ZM200 67V69H198ZM207 67H209V66H207ZM211 67V66H210ZM229 67V68H228ZM3 68V69H2ZM18 68V69H17ZM33 68H36V69H33ZM60 68V69H59ZM112 68V69H111ZM138 68V67H137ZM144 68V67H143ZM156 68V67H155ZM217 68V69H216ZM219 68H220V71H219ZM249 68H250V65H249ZM252 68V67H251ZM6 69H8V70H6ZM17 69V70H16ZM20 69V70H19ZM32 69H33V71H32ZM52 69L54 70V72L56 73H59V74H55L53 71H52ZM62 69V70H61ZM87 69V71H85ZM125 69V72L127 71ZM160 69V68H159ZM165 69V68H164ZM163 69V70H164ZM171 69V68H170ZM180 69H182L181 67H180ZM179 68H178V70L180 71V72H183V71H181ZM185 69H183V70H185ZM224 69V70H223ZM232 69V68H231ZM234 69V68H233ZM38 73V74H35L36 72ZM52 71L51 73H49L50 71ZM59 70H60V72H59ZM115 72H114V71ZM162 70V69H161ZM163 70H162V72H163ZM173 71H174V69H172ZM196 69H194V71H195ZM196 70V71H197ZM207 70H210V69H207ZM211 70H213V69H211ZM244 70V71H245ZM6 71V72H5ZM8 71H11V74H10V72H8ZM42 72L43 74H41L40 72ZM111 71V72H110ZM143 71V70H142ZM142 71H141V73H142ZM165 71V70H164ZM170 71L171 70H169V72H167L168 74V76L170 75L171 77L173 76V75H171V74H169L170 73ZM172 71V72H173ZM174 71V72H175ZM189 71H191V72H194L193 71V69H191V70H189ZM223 71V72H222ZM31 72H32V74H33V76H34V78H39V79H42V82H40V83H42V84H40L39 85V82L37 83L36 82V80L34 79V78H32V74H31ZM33 72H35V73H33ZM48 72V73H47ZM64 72V73H63ZM85 72H87V73H85ZM109 72H110V74H113V75H115V76H118V79H117V77L116 78H114V76L112 75V77H113V79H112V81L113 80H117V81H113V82H111V80L108 82L107 81V83L105 84H102V80L104 81L105 79H107V80H109L108 79V76L109 77H111V75L109 74ZM113 72V73H112ZM122 72V73H121ZM124 72V73H125ZM140 72V71H139ZM161 72V73H162ZM179 72V73H180ZM185 72V71H184ZM222 72V73H221ZM246 72V71H245ZM53 73V75L55 76H53L54 78L52 79L51 77V75L49 76V74H52ZM117 73V72H116ZM120 73L122 74L121 76H120ZM202 73V72H201ZM220 73V74H219ZM41 74V75H40ZM47 74H48V76H47ZM60 74H62V75H60ZM138 74V73H137ZM146 74V73H145ZM160 74V73H159ZM163 74V73H162ZM213 74V73H212ZM222 74V75H221ZM238 74V76H237V78H236V75ZM240 74V75H239ZM264 74V73H263ZM262 74V75H263ZM36 75H38L37 77H35ZM46 76L45 78L44 77H42L41 78V76ZM140 75V74H139ZM142 75V74H141ZM164 75H166V74H164ZM207 75H208V73H207ZM261 75V76H262ZM31 76V77H30ZM65 76V77H64ZM102 76H107V77H103L102 78V80H101V77ZM134 76V75H133ZM136 76H138V75H136ZM135 76V77H136ZM159 76H161V75H159ZM201 76H202V74H201ZM200 76V74H199V77H201ZM18 77V78H17ZM47 77H48V79L50 78V79H52L51 81L49 80L48 81V79H47ZM111 77V78H112ZM123 77V76H122ZM145 77V76H144ZM163 77V76H162ZM161 77V78H162ZM165 77V76H164ZM171 77H168L169 78V80L168 81H170L171 80V83H174V82H172V79H173V77L171 78ZM181 78H183L182 76H180ZM203 77V79H205V77L204 76H202ZM209 75L207 76V79L204 81V84L205 83H207L206 81H208V80H210L209 78ZM212 77H214V76H212ZM231 77V78H230ZM240 79H239V78ZM241 77H242V79H241ZM245 77V76H244ZM28 78H29V81H28ZM64 78V79H63ZM70 78V79H69ZM141 78H143L142 76H140V80H141ZM167 78V79H168ZM211 78V77H210ZM221 78V79H220ZM20 80V81H17V80ZM63 79V80H62ZM138 79V80H139ZM166 79V78H165ZM229 79V80H228ZM231 79H233L234 81H235V79H237L236 81H238V83H236L235 85H232L231 83H233V82H231L232 80ZM259 80V79H262V81L261 80H259L257 83H260L259 85H260V89H261V91H257V90H259L258 88L257 89H255L256 87H254L252 90L256 93V94H258V95H260V94H263L264 95V93H262V92H264V87H263V89H262V86L261 85H263L264 86V76H262V77H260L259 75L258 76H256V78H255V80ZM33 81V80H35V83H37V85L35 84H33V82L31 83V85H34L35 87H32V86H30V81ZM45 80H46V84H44V82H45ZM58 79H57V81L54 83L53 81V83H54V85L56 84V87H62L64 84L60 81V83H62V86H60L58 83V81H59ZM101 80V81H100ZM136 80V78H134V80L133 81H135ZM138 80H136L138 83H139V81ZM173 80H175V79H173ZM179 80H180V78H179ZM182 80V79H181ZM201 80H202V78H201ZM200 80V82H202ZM241 80V81H240ZM256 80V81H257ZM48 81V82H47ZM68 81L69 82H71V84L69 85L68 84ZM121 81V80H120ZM127 81V82H126ZM135 81V82H136ZM177 81V80H176ZM183 81V80H182ZM182 81H180V84H181V82ZM255 81V82H256ZM261 81V82H260ZM16 82H17V84H16ZM58 82V83H57ZM263 82V83H262ZM19 83V84H18ZM68 84V86H69V88L66 86L67 84ZM115 83H117L116 85H115ZM177 83V82H176ZM182 83H184V82H182ZM216 83V84H217ZM249 83V82H248ZM247 83V84H248ZM28 84V85H27ZM57 84H58V86H57ZM119 84H121V86L119 85ZM123 84H125L124 86H123ZM133 84V83H132ZM175 84V83H174ZM173 84V85H174ZM203 84V83H202ZM221 84V85H220ZM228 84H229V86H228ZM234 84V83H233ZM238 84V85H237ZM246 84V85H247ZM101 85H102V87H101ZM105 85V86H104ZM109 85V86H110ZM119 85V86H118ZM127 85V86H126ZM139 85V84H138ZM137 85V86H138ZM182 85V84H181ZM225 85V84H224ZM245 85V86H246ZM25 86H28V87H32L31 89H32V91H30V90H28V92H29V94H28V96L30 95V93L32 92V94H34V95H30L29 97H28V99L30 98V97H32L30 100L31 101H34V97H35V94L37 93L38 94V98H39V95H40V98L38 99V98H36V99H38L39 100V102L35 99V101H37V102H35L36 104H34V102H31L30 100L28 101V99L27 98H25V96H22L24 99H27V101H25V102H23L22 100H24V99H22L21 97V99L20 98H18V96L20 95V90H22L23 91V88H24V91H25V88H27V89H29L28 87H25ZM37 86H40V87H37ZM98 86H100V88H103V89H100ZM126 86V87H125ZM135 86V85H134ZM170 86H171V84H170ZM170 86H169V88H170ZM175 86L178 88V86H180L179 85V83L176 85L175 84ZM232 86H234V87H232ZM55 87V88H56ZM79 87V88H78ZM98 89H96V88ZM104 87H106L105 89H104ZM119 87V88H118ZM125 87V88H124ZM163 87V86H162ZM162 87H160V88H162ZM168 87V86H167ZM167 87H165V90H167ZM174 87V86H173ZM229 87H231V89L229 88ZM243 87V86H242ZM242 87H241V85H240V87L238 88V89H240L241 88V90H242ZM249 87V86H248ZM248 87H245L246 89L248 88ZM259 87V86H258ZM33 88H36V89H33ZM42 88H43V86H42ZM45 88L47 89V87L45 86ZM44 88V89H45ZM164 88V87H163ZM163 88L161 89V90H163ZM180 88H181V86H180ZM228 88V89H227ZM237 88V87H236ZM27 89H26V92H27ZM38 89V90H37ZM56 89H58V88H56ZM65 89V90H64ZM66 89H68V90H66ZM70 89V90H69ZM80 89V90H79ZM84 89V90H83ZM89 89L91 90V91H89ZM119 89V90H118ZM121 89V90H120ZM137 89V88H136ZM135 89V90H136ZM158 89V88H157ZM35 90V92H36V90H37V92L35 93V92H33ZM59 90H61V88H59ZM76 90H77V92H76ZM92 90H93V93L91 94V92H92ZM94 90L96 91L95 93H94ZM101 91V92H98L97 93V91ZM107 90V91H106ZM111 90V89H110ZM118 90V91H117ZM127 90V89H126ZM164 90V91H165ZM174 89L172 88V90L170 89V91H173ZM178 90H181V89H179L178 88ZM230 90H231V92H230ZM245 90V89H244ZM263 90V91H262ZM48 91H49V89H48ZM57 91V94L59 93V91L58 90H56ZM61 91V92H62ZM79 91V92H78ZM82 91V92H81ZM87 91V92H86ZM89 91V92H88ZM128 91V90H127ZM129 91L126 93L127 95L125 96V94L123 95L122 94V96H120L121 98H127V100H128V95H129ZM134 91V90H133ZM157 91V90H156ZM51 92V91H50ZM65 92H68V93H65ZM75 92L76 93H79V97H78V94L77 95H75ZM80 92H81V94H80ZM158 92V91H157ZM235 92V93H234ZM248 92V91H247ZM259 92V93H258ZM261 92V93H260ZM25 93V92H24ZM39 93H41V94H43L42 95V97H44V98H42L41 97V94H39ZM69 93H71L70 95H69ZM90 93V94H89ZM136 93V92H135ZM158 93H160V92H158ZM158 93H155V95L157 94L158 95ZM164 93V92H163ZM170 92L168 91V94H169ZM231 93H233V94H235V96L233 95V94H231ZM246 93V92H245ZM249 93V92H248ZM250 93H252V91L250 92ZM26 94V95H27ZM56 94V93H55ZM60 94V93H59ZM65 94H68L69 96H67V95H65ZM82 94H83V97H82ZM89 94V95H88ZM97 94V95H96ZM99 94V95H98ZM113 94H115L114 92H113ZM162 94V93H161ZM160 94V95H161ZM197 94L198 93H196L195 95L197 96ZM228 95V98H224V97H227V95ZM247 94V93H246ZM65 95V96H64ZM91 95V96H90ZM93 95V96H92ZM164 95H166V94H164ZM170 95V94H169ZM223 97H222V96ZM231 95V96H230ZM240 95L242 96V97H240ZM248 95V94H247ZM73 96H76L77 97V99L79 98V100H77V99H75L76 97H74L73 98ZM96 96L98 97V98H96ZM99 96H101V97H99ZM112 96H116V95H112ZM125 96V97H124ZM159 96V95H158ZM163 96V95H162ZM168 96V95H167ZM196 96H193V97H196ZM233 96H234V98H233ZM49 98V100H46V99H48ZM58 97V98H57ZM68 97V98H67ZM72 97V98H71ZM90 97V98H89ZM118 97V96H117ZM133 97V96H132ZM235 97H240V98H238L239 100H237ZM262 97H264V96H262ZM65 98H67V99H65ZM69 98H71V100L69 99ZM83 98V99H82ZM110 98H113V97H110ZM116 98V97H115ZM170 98V97H169ZM231 98H233V101L235 102H233L232 101V99ZM242 98H244V99H242ZM14 99V100H13ZM43 99V100H42ZM124 99H121V100H123V102H125V100ZM225 99H226V101L228 100V102H226L225 101ZM237 101H236V100ZM250 99V98H249ZM252 99V98H251ZM260 99H261V95H260ZM67 100V101H66ZM74 100H76V102L74 101ZM88 100H86L85 99V104H87V102H88ZM91 100H92V98H91ZM94 100V99H93ZM99 100V99H98ZM115 100V99H114ZM121 100H117V101H120V103L122 102ZM129 100H131V98L129 99ZM148 100L150 101V99L148 98ZM163 100V101H162ZM168 100V99H167ZM170 100H172L171 98H170ZM262 100V99H261ZM261 100H260V102H261ZM14 101V102H13ZM21 101V102H20ZM71 101H73L72 103H71ZM80 101V102H81ZM96 101H92V102H96ZM100 101V100H99ZM116 101V100H115ZM165 101V102H164ZM217 101H218V99H217ZM216 101V102H217ZM229 101H232L231 102V104L229 103ZM252 101V100H251ZM254 101V100H253ZM257 101V100H256ZM264 101V100H263ZM261 102V103H257V102H255V104H260L261 106H262V108H263V110L262 111H264V102ZM22 102H23V105H21L22 104ZM27 102H28V104H27ZM31 104H30V103ZM44 102V103H43ZM48 102V103H47ZM103 102H104V100L102 99V104H103ZM113 102V101H112ZM111 102V103H112ZM151 102V101H150ZM149 102V103H150ZM151 102V103H152ZM157 102H158V104L160 103V105H157ZM167 102V103H166ZM20 103V104H19ZM49 103H51V104H49ZM69 103H71L70 105H69ZM129 103V102H128ZM145 103V102H144ZM224 103H226V104H224ZM251 103V102H250ZM19 104V105H18ZM25 104H27V105H25ZM29 104H30V106H29ZM32 104H34V106L32 105ZM39 104V105H38ZM68 104V105H67ZM81 104V105H82ZM91 104V103H90ZM89 104V105H90ZM97 104V103H96ZM131 104V103H130ZM168 104V105H167ZM219 104V103H218ZM234 104H236V105H234ZM1 105L2 106H4L3 108H5L4 110H3V108L1 109ZM25 105V106H24ZM40 105H42V106H40ZM98 105H100V103L98 102ZM97 105V106H98ZM104 105V104H103ZM113 105V104H112ZM122 105L124 106V103H122ZM140 105V104H139ZM150 105V104H149ZM172 105V104H171ZM174 105V104H173ZM182 105H184V104H182ZM181 105V106H182ZM223 105H225V107L223 106ZM228 105V106H227ZM229 105L230 106H232V107H229ZM242 104H240V106H241ZM260 105H255V106H257L258 107V109L260 108ZM20 106V107H19ZM33 106V107H32ZM37 106V107H36ZM43 106H45V108L43 107ZM50 106H49V110H51V108H50ZM60 106L62 107V108H60ZM67 106V107H66ZM82 106H84V105H82ZM102 106V105H101ZM127 106H128V104H127ZM175 106V105H174ZM213 106V105H212ZM233 106L235 107V110L233 111ZM252 106V105H251ZM254 105H253V107H255ZM35 107H36V109H35ZM39 107V108H38ZM64 107H66L65 109H67V110H64L63 108ZM72 107V106H71ZM79 107V106H78ZM85 107V106H84ZM83 107V108H84ZM95 107V106H94ZM138 107V108H137ZM160 107H163V108H160ZM165 107V108H164ZM168 107V108H167ZM182 107H184V106H182ZM227 107H229V108H227ZM10 108V109H9ZM31 108H33V109H31ZM40 109V110H38V109ZM44 108V110L42 111V109ZM87 108H89V106L87 107ZM98 108V107H97ZM100 108V107H99ZM102 108V107H101ZM117 108H119V109H117ZM148 108V109H147ZM158 108H160V110L158 109ZM169 108H171V109H169ZM222 108H220V109H222ZM237 108V109H236ZM53 109V108H52ZM60 109V110H59ZM82 109V108H81ZM164 110V112L165 113H162L163 112V110ZM169 109V110H168ZM179 109H180V107H179ZM206 109H208V108H206ZM232 109V110H231ZM240 109H242V108H240ZM255 109V108H254ZM10 110V111H9ZM36 110V112H34ZM37 110H38V112H41L40 114H38V112H37ZM49 110H46L45 112L47 113V111H49ZM54 110V109H53ZM54 110V111H55ZM80 110V109H79ZM83 110V109H82ZM107 110H106V112H107ZM120 110V111H119ZM127 110V109H126ZM134 110V111H135ZM152 110H154V111H152ZM177 110V109H176ZM227 110H231V111H227ZM244 109H242V111H243ZM31 111V112H30ZM35 113V115H33V112ZM85 111H87V109L85 110ZM84 111V112H85ZM88 111H91V110H89L88 109ZM87 111V112H88ZM98 111V110H97ZM159 111H162V112H159ZM168 113H167V112ZM170 111H172V112H174V113H172V112H170ZM182 111V110H181ZM207 111H209V110H207ZM221 110H219V112H220ZM255 111V110H254ZM257 111V110H256ZM259 111V110H258ZM258 111H257V113H258ZM19 112V115H17V113ZM52 112V111H51ZM65 112V113H64ZM74 113H75V111H73ZM95 112V111H94ZM117 112V113H116ZM126 112V111H125ZM136 112V111H135ZM149 112H151V113H149ZM155 114H157V115H154V113ZM229 112V113H228ZM231 112V113H230ZM44 113V112H43ZM42 113V114H43ZM45 113V114H46ZM92 113H93V111H92ZM92 113H90V114H92ZM105 113V112H104ZM108 113V115H110L111 116V114H109ZM116 113V114H115ZM153 113V114H152ZM179 113V112H178ZM236 113V112H235ZM234 113V115L235 116H237V114H235ZM256 113V114H257ZM8 114V113H7ZM52 114V113H51ZM55 114H56V111H55ZM76 113H75V115H77ZM90 114L88 113V115L90 116ZM97 114H98V112H97ZM133 114V113H132ZM131 114V115H132ZM138 114V113H137ZM136 114V115H137ZM140 114H141V112H140ZM148 114V115H147ZM152 114V115H151ZM159 114H160V116H159ZM175 115V117H174V115ZM240 113H238V115H239ZM242 114V113H241ZM259 114H260V111H259ZM261 114H262V112H261ZM10 115H12V114H10ZM47 115V114H46ZM46 115H44L45 117H47ZM68 115V114H67ZM80 115V116H79ZM87 115V114H86ZM87 115V116H88ZM94 115V114H93ZM93 115L91 116V118L93 119ZM96 115V114H95ZM134 115V114H133ZM135 115V116H136ZM180 115V114H179ZM222 115H223V113H222ZM254 115H255V113H254ZM3 115L1 114V116L0 117H2ZM7 116V115H6ZM43 116V119L45 118ZM53 116H54V114H53ZM59 116V117H58ZM83 116V117H82ZM97 116V115H96ZM121 116H123V114L121 115ZM152 116H154V117H152ZM178 116V117H177ZM233 116V115H232ZM259 116V115H258ZM261 116H263V115H261ZM60 117H62V118H60ZM115 117V118H114ZM137 117V116H136ZM140 117V116H139ZM158 117V118H157ZM180 117V122L178 121V120H176V118H179ZM241 117V119H246L245 118V116H244V118H243V116H240ZM260 117V116H259ZM31 118V119H32ZM69 118V117H68ZM85 118V119H84ZM87 118H90V117H87ZM106 118H109V116H106ZM105 118V119H106ZM110 118V119H111ZM147 118V119H146ZM152 118H155V119H153L152 120ZM229 117H227V119H228ZM230 118H236V117H230ZM229 118V119H230ZM263 120H262V119ZM261 118H259V120L260 121H255V119H254V121L257 123H259V122H263L262 124L260 123V127L258 126V128H259V130H261V129H263L264 130V126L263 127H261L263 124H264V117H261ZM8 119V118H7ZM35 119V118H34ZM47 119H49L48 117H47ZM47 119H45L46 121H47ZM52 120H54L53 118H51ZM141 119V118H140ZM143 119V118H142ZM162 119V120H163ZM165 119H167V120H165ZM170 121H169V120ZM172 119V120H171ZM226 119V120H227ZM238 118H236V120H237ZM241 119H239V120H241ZM36 120H37V118H36ZM174 120V121H173ZM231 120V119H230ZM234 120V119H233ZM236 120H235V122H236ZM40 121H41V119H40ZM43 121L44 120H42V123H43ZM46 121H44V122H46ZM51 121V120H50ZM68 121V122H67ZM110 121V122H109ZM119 121H121L122 122V124L120 125V129L118 130V132H116L115 131V129H114V127H118L119 126ZM173 123H172V122ZM242 121V120H241ZM2 122V123H1ZM38 122V121H37ZM37 122H35V123H37ZM64 123V124H62V123ZM67 122V123H66ZM99 122V121H98ZM98 122H95L94 121V126H96L97 124H98ZM174 122H177V123H174ZM179 122V123H178ZM240 122V121H239ZM243 122V121H242ZM35 123H31V126L32 125H35ZM47 123V122H46ZM112 123V122H111ZM125 123V124H124ZM155 123V124H154ZM169 123V125H167ZM182 123V122H181ZM184 123V122H183ZM243 123H246V122H243ZM255 123V124H256ZM9 124V125H8ZM26 124V125H25ZM48 124V123H47ZM96 124V125H95ZM134 124V125H133ZM143 124V123H142ZM240 124V123H239ZM238 124V125H239ZM64 125V126H65ZM83 125H85V126H83ZM87 125V126H86ZM155 125V126H154ZM184 125V124H183ZM183 125H182V127H183ZM203 125V124H202ZM213 125L214 124H212V127H213ZM217 125V124H216ZM4 125H2V127H3ZM31 126H29V127H31ZM56 126V125H55ZM59 126V125H58ZM63 126V127H64ZM121 126H122V128L123 129H126V130H121L122 128H121ZM134 126V127H133ZM139 126V127H140ZM205 126V125H204ZM203 126V127H204ZM243 126L245 127V124H243ZM246 126H248V125H246ZM257 125H254L253 127L255 128ZM25 127H27V130L29 129V130H31V132L33 133V132H35V135H34V133H33V135L34 136H32V134H30L29 135V133H27L28 131L26 130V128ZM60 127V126H59ZM174 126H172L171 128L172 129H175V128H173ZM200 127V126H199ZM243 127V129H241L240 131H242L243 132V130H245V128H247L248 129V127H245L244 128ZM252 127V129L251 128H249V130H255L254 132L253 131H251L252 132V134H254L255 132H259L258 133V136H257V133H255L254 134V136H257L255 139H259V143H260V145H258V140H256L257 142L255 143V146H256V144H257V146H258V148H259V146H260V150H264V142H262V141H264V138H261V137H263V136H261V134L263 135L264 133V131L263 130H261L262 132H260L259 130H258V128L257 129H254ZM66 128H68L67 130H69V127H67L66 126ZM77 128V129H78ZM85 128V129H84ZM89 128V127H88ZM100 128H102V126L100 127ZM157 129V130H155V129ZM165 127H164V129H166ZM184 128H185V125H184ZM184 128H182L183 129V131L182 132H184ZM216 128H220V127H216ZM241 128H242V126H241ZM55 129H56V127H55ZM59 129V128H58ZM58 129H56V130H58ZM61 129V128H60ZM63 129V128H62ZM80 129H82V130H80ZM164 129H162L163 131H164ZM168 129H170V127L168 128ZM188 129V128H187ZM212 129V128H211ZM238 129V128H237ZM240 129V128H239ZM246 129V130H247ZM5 130H6V133H5ZM26 132H25V131ZM34 130V131H33ZM38 130H40V129H38ZM52 130V129H51ZM54 130V129H53ZM66 129H65V131H67ZM108 130V131H107ZM111 130H113L112 132L115 134V132L116 133H120L121 131H123V132H121L120 133V136H117L116 134V138L114 137H112L114 140H112L110 137L112 136V134H110L111 133ZM161 129H159V131H160ZM180 131H181V128L179 129ZM179 130H177V131H179ZM186 130V129H185ZM203 130H205V129H203ZM213 130H215V129H213ZM220 130H222V129H220ZM229 130V129H228ZM246 130H245V132H246ZM49 131V130H48ZM105 131H106V133H105ZM115 131V132H114ZM145 131V132H144ZM154 131H156V132H154ZM167 131V130H166ZM165 131V132H166ZM171 131V130H170ZM174 131V130H173ZM212 131V130H211ZM210 131V132H211ZM218 131V130H217ZM2 132H4L3 134H2ZM30 132V133H31ZM50 132V131H49ZM55 132V131H54ZM62 132V131H61ZM104 132V133H103ZM181 132V133H182ZM209 132V131H208ZM224 132V131H223ZM244 132V133H245ZM250 132V131H249ZM250 132V133H251ZM28 135H27V134ZM37 133L39 134V136L37 135ZM126 133V134H125ZM148 133H150L149 135H148ZM159 133V134H158ZM176 133V132H175ZM175 133H173L172 135H171V133H170V135H171V137L172 136H174V134ZM178 133V132H177ZM181 133H178V134H180L181 135ZM213 133L216 135V133H218V132H214L213 131ZM234 134H235V132H233ZM233 133H231V134H233ZM243 133V134H244ZM62 134V133H61ZM83 134V135H82ZM108 134H110V135H108ZM147 134V135H146ZM168 134V136H170L169 135V133H167ZM209 134V133H208ZM242 134V133H241ZM242 134V135H243ZM260 134V135H259ZM7 135V136H6ZM26 135V136H25ZM48 135H49V133H48ZM60 135V134H59ZM64 135V134H63ZM62 135V136H63ZM68 135V136H69ZM79 135V136H78ZM158 135H160V136H158ZM165 135V134H164ZM211 135V134H210ZM213 135V134H212ZM237 135V134H236ZM240 135V134H239ZM239 135H238V138H239ZM30 136V137H29ZM39 138H38V137ZM52 136V135H51ZM75 136H77V137H75ZM88 136V138H90L89 136L90 135H87ZM107 136H109V142L110 143H107L106 144V141H105V138L107 139ZM149 136H151L150 138H148ZM182 136V135H181ZM224 136V135H223ZM245 136V135H244ZM243 136V137H244ZM260 136V137H259ZM0 137V138H1ZM6 137V138H5ZM27 137V138H26ZM33 137H36V138H33ZM57 135L54 133V135L52 136V138H53V143L55 144L56 143V141H57ZM61 137V136H60ZM59 137V138H60ZM64 137H65V135H64ZM96 137V138H95ZM153 137V138H152ZM160 138L161 139V141H159L158 139H155V138ZM164 139H163V138ZM210 137V136H209ZM213 136H211L209 139L210 140H212L211 142H213L214 141V139H215V137L214 138H212ZM217 137H220V136H217ZM225 137V136H224ZM223 137V138H224ZM241 137V136H240ZM243 137H241V138H243ZM27 140H26V139ZM28 138H29V140H28ZM52 138H50V143H51V140H52ZM70 138V137H69ZM73 138H74V140H73ZM83 138H86V137H83ZM173 138H175V136L173 137ZM173 138H171L172 140H173ZM176 138H177V136H176ZM207 138V137H206ZM212 138V139H211ZM233 138H235L234 139V141L237 139L236 137H233ZM245 138H247V137H245ZM2 139V138H1ZM5 139H7V140H5ZM37 139V140H36ZM39 139V140H38ZM61 139V138H60ZM60 139L58 140V141H60ZM163 139V140H162ZM179 139V138H178ZM208 139V140H209ZM232 141H231V140ZM260 139H262V140H260ZM26 140V141H25ZM62 140V139H61ZM66 140V139H65ZM65 140H62V141H64L65 142ZM70 140L68 139L67 140V143L69 144L70 143ZM108 140V139H107ZM208 140L206 141L205 140V142L202 144V145H204L206 142L208 143ZM219 140V139H218ZM218 140H217V138H216V141L218 142ZM240 139H238V141H239ZM245 140V139H244ZM1 141V140H0ZM5 141H7V142H5ZM10 141V142H9ZM39 141V142H38ZM48 141V140H47ZM61 141V142H62ZM69 141V142H68ZM77 141H78V139H77ZM111 141H113V142H111ZM178 141V140H177ZM176 141V142H177ZM237 141V140H236ZM246 141H248V140H246ZM245 141V142H246ZM38 142V143H37ZM61 142H60V144H61ZM64 142H62V145H65L64 144ZM158 142H159V144H158ZM160 142H165L164 144L163 143H160ZM173 142H174V140H173ZM184 142V141H183ZM182 142V143H183ZM210 142V143H211ZM216 142V143H217ZM255 142V141H254ZM8 143H11V144H9L10 145V147H7V144ZM40 143V144H39ZM42 143V144H41ZM47 143V142H46ZM66 143V145L68 146V144ZM79 143H80V139H79V141L77 142V144L79 145ZM82 143V142H81ZM180 143V142H179ZM207 143H206V145H207ZM210 143H208L209 145H211ZM216 143H215V145H216ZM25 144V145H24ZM38 144V145H37ZM48 144H49V142H48ZM60 144H58V145H60ZM71 144V143H70ZM84 144V143H83ZM89 144V143H88ZM109 144V145H108ZM185 144H186V142H185ZM218 144V143H217ZM243 144V143H242ZM8 145V146H9ZM27 145V146H26ZM72 145H71V147H72ZM110 145H112L111 146V148H109L110 147ZM159 145L161 146V147H159ZM206 145H204V146H206ZM222 145V146H221ZM36 146V147H35ZM94 146V147H93ZM179 146H180V144H179ZM208 146V145H207ZM218 146H219V148H221V149H218ZM240 146H241V144H240ZM257 146L255 147L256 149H257ZM9 148V149H7V148ZM24 147V148H23ZM28 148V149H25V148ZM35 148V150H34V148ZM46 147V146H45ZM50 147V146H49ZM58 147V146H57ZM64 147H66V146H64ZM68 147H70V146H68ZM67 147V148H68ZM173 147H174V149H173ZM60 148V147H59ZM67 148H64V150H66V151H68L67 150ZM83 148H84V145H83ZM98 148H104V149H106V151H104L103 149V151H102V153L105 155V154H107V155H103L102 156V158L101 159H97V157L95 156V158H96V160L92 157L91 159H94L93 160V162L91 161V160H89V158H87V160L85 159V160H83V162L81 161L80 162V164L78 163V159H80V157L78 158L77 156H78V154L80 155H82V153H83V155H86L85 154V152H86V150L88 151V154H90V153H93V151L95 152L96 151V149H98ZM163 148V149H162ZM177 148V149H176ZM24 149V150H23ZM38 149V150H39ZM44 149V148H43ZM47 149V148H46ZM45 149V150H46ZM58 149V148H57ZM61 149H62V147H61ZM161 149V150H160ZM172 149V150H171ZM201 149H202V152H205V153H201ZM258 149V152L256 151H254V155H256V153L258 154L259 152H261L260 150ZM44 150V151H45ZM59 150V149H58ZM168 150H169V152H168ZM181 150H183V149H181ZM208 150H210V149H208ZM208 150H207V152H208ZM215 150V149H214ZM32 151H33V153H34V155H33V153H32ZM161 151H163V152H161ZM164 151H166L165 153H164ZM175 152V153H172V152ZM17 152H19V153H17ZM22 152V153H21ZM49 152V151H48ZM63 152H65V151H63ZM98 152V153H97ZM97 155H99L100 156V152H99V150H97ZM147 152H149L150 154L151 153H153L152 155H149V153H147ZM183 152V153H182ZM23 154V158L20 160V162L17 160V163H16V160L13 158V156L15 157L16 155H18V154ZM32 153V154H31ZM39 153V152H38ZM74 153V154H73ZM101 153V154H102ZM160 153V154H159ZM215 153H216V155H215ZM20 154V155H21ZM63 154V153H62ZM173 155L172 157H171V155ZM175 154V155H174ZM180 154V155H179ZM207 154V153H206ZM264 154V153H263ZM3 155V156H2ZM8 155H10V161H9V158H7L6 159V156L7 157H9ZM69 155V154H68ZM74 155V156H73ZM94 155H95V153H94ZM143 155H145L144 157H143ZM159 156L157 159H154V158H156V156ZM179 155V157H176V156H178ZM63 156V155H62ZM93 156V155H92ZM146 156H147V158H146ZM152 156H155V157H153L152 158ZM67 157V156H66ZM73 157V158H72ZM90 157V156H89ZM149 157H151V159H149ZM175 157H176V159H175ZM27 158V157H26ZM67 158H70V157H67ZM83 158V157H82ZM179 158V159H178ZM16 159H17V156H16ZM35 159H36V157H35ZM34 159V160H35ZM37 159H38V157H37ZM146 159L147 161L146 162H144V160ZM12 160H15V164H11V163H14V162H12ZM27 160H28V158H27ZM33 160V161H34ZM40 160V161H41ZM46 160V159H45ZM45 160H44V162H45ZM61 160V159H60ZM63 160V159H62ZM66 160V159H65ZM65 160H64V162H65ZM256 160V159H255ZM6 161V162H5ZM29 161V160H28ZM85 161V162H84ZM87 161H90V162H87ZM201 161V160H200ZM208 161V160H207ZM260 161H262V163H263V159H261ZM19 162V163H18ZM23 162H25V163H23ZM36 162V161H35ZM210 162V161H209ZM255 162V161H254ZM31 163L32 162H29L28 163V166L27 167H29L30 168V166H31ZM37 163H39V161H37ZM36 163V164H37ZM41 163V162H40ZM43 163V162H42ZM57 163V162H56ZM83 164V165H82ZM202 164V163H201ZM206 164V163H205ZM256 164V163H255ZM33 165V164H32ZM82 165V168L80 167V166ZM218 165H220V166H218ZM260 165H261V167H260ZM37 166V165H36ZM48 166V165H47ZM207 166H208V164H207ZM252 166V167H251ZM262 166H263V168H262ZM33 167H35L34 165H33ZM49 167V166H48ZM57 167H59L58 165H57ZM61 167H63V166H61ZM79 167L81 168V169H79ZM198 167V166H197ZM210 167V166H209ZM38 168V167H37ZM42 168V167H41ZM30 169H35V168H30ZM22 170H24V172L25 173H27V175H25L24 174V177L26 178V180H27V178L29 177V176H31V175H33L34 176V178H32V177H30V178H28V180L26 181L25 179H24V181H26V182H23L22 180H21V185L20 184H15L16 182H11V181H13L12 179H13V175H18ZM36 171H35V173L38 171L37 169H35ZM194 170V169H193ZM205 170H207V169H205ZM41 171V170H40ZM62 171V170H61ZM32 172H34L33 170H32ZM44 173H46V171L44 172ZM50 173H51V171H50ZM31 174V175H30ZM42 174V173H41ZM175 175H176V177H175ZM61 176V175H60ZM172 176V177H171ZM174 176V177H173ZM221 176H224V179H223V177H221ZM39 177V176H38ZM47 177V176H46ZM261 177H258V178H260L261 179ZM15 178V177H14ZM23 179V178H22ZM257 179V178H256ZM39 180V179H38ZM57 180V179H56ZM60 180V181H61ZM258 180V179H257ZM14 181H17V180H15L14 179ZM32 181H31V183H32ZM255 181V180H254ZM24 184H23V183ZM46 182H47V180H46ZM259 182V181H258ZM18 183V182H17ZM43 183V182H42ZM60 183H59V185H60ZM14 184V185H13ZM23 184V185H22ZM57 184V183H56ZM20 185V186H19ZM44 185V184H43ZM50 185V184H49ZM48 185V186H49ZM54 185V184H53ZM52 185V186H53ZM56 186V187H60V186ZM17 186V187H16ZM19 186V187H18ZM22 186V187H21ZM248 186V187H247ZM30 187V188H31ZM247 189H245V188ZM19 190H18V189ZM25 189V190H28L29 191V193H27L26 194V192H25V190H24V194L22 193L21 194V191H23V190H21V189ZM29 188V189H30ZM63 188V189H62ZM161 188H162V190L163 191H165V188H168L167 189V191L164 193L162 190H161ZM55 189V188H54ZM62 189V190H61ZM246 190L245 191V193L243 194V190ZM27 191V192H28ZM166 193H168L167 194V196H165L166 195ZM46 194V193H45ZM40 195V196H39ZM248 195V196H247ZM63 196H65V198H63ZM252 196V197H251ZM255 196H259L260 198H261V200L259 199V198H253V197H255ZM44 198V199H43ZM54 198H55V196H54ZM63 198V199H62ZM137 199L136 201H134L135 199ZM49 199V200H48ZM131 199H133V201L132 202H134L133 204H135V203H137V204H135L133 207H130V205H131ZM251 199H253V202H251ZM255 199H257V200H259V201H257L256 200V204H253L252 205V203H255L254 201H255ZM53 201V203H51L52 201ZM128 200V201H127ZM129 200H130V205H128L127 206V204H128V202H129ZM56 201H61L60 202V204H61V206H59V208H57V205L55 204V203H58V202H56ZM264 204V203H263ZM54 205H56V207H53ZM260 205H262V204H260ZM180 206H182V210H179V207ZM262 206H264V205H262ZM56 210V211H55ZM256 210V209H255ZM254 212V213H253ZM261 213V212H260ZM261 216V215H260ZM261 218V217H260ZM263 218V217H262ZM261 218V219H262ZM258 219V218H257ZM259 221H260V219H259ZM264 221V220H263ZM263 221H261V222H263ZM261 222L260 223H258V225H257V227L261 224ZM263 225H264V222L262 223ZM201 228H205L206 230H207V233L205 232V230L203 231V233L205 232L206 233V235H204V236H202V235H200V233L202 232V230H200ZM200 230V231H199ZM257 230V231H256ZM259 232V233H258ZM208 233L210 234V235H208ZM257 233H258V235H257ZM213 236L214 237V239H215V237L216 238H218V239H220L221 240V238H222V240L220 241V243H219V240L217 239L216 240V242L220 245H217V243H216V248H214L213 249V247H215V246H212L211 244L212 243H214V242H212L214 239H208V237L209 236ZM247 235H248V237H247ZM211 236V237H212ZM221 236V237H220ZM212 237V238H213ZM250 237V238H251ZM210 238V237H209ZM256 238L254 239V244H255V241H256ZM261 239H263V240H261ZM198 240V241H197ZM210 240H212L210 243L208 242V241H210ZM250 240V239H249ZM195 241V242H194ZM199 243V245H198V247H197V245L196 244H198L197 242ZM215 241V240H214ZM222 241H223V243H222ZM251 241V240H250ZM257 241H256V243H257ZM252 242V243H253ZM261 242V243H260ZM191 243V245L189 246L188 244H190ZM193 243H196L195 245H193ZM207 243H209V244H207ZM188 246H187V245ZM182 245H184L185 246V248L182 246ZM202 245V246H201ZM208 245H210L211 246V248H210V250L208 249ZM196 248V250H195V248ZM200 246L203 248L204 246L206 247H204L203 249L204 250H202L201 248H200ZM248 246H249V248H250V246L253 248H255V250L254 249H249L248 248ZM264 246V245H263ZM262 245L260 246V247H263ZM170 247H171V250L173 249V248H175V250H173V252H171V255H170V253H169V250H170ZM187 247H189V248H187ZM191 247H193V250H194V252H193V250L191 251V252H193V253H191L190 251H189V256L187 255V257H186V255H185V257H184V251H186L187 249H189V250H191L190 248ZM184 249V250H183ZM257 249H260V250H257ZM262 249V250H261ZM170 250V251H171ZM207 250V251H206ZM188 251V250H187ZM186 251V252H187ZM175 252V253H174ZM186 252H185V254H186ZM174 253V254H173ZM200 253V254H199ZM188 254V253H187ZM194 256V255H193ZM184 257V258H183ZM195 258V257H194ZM4 259V260H3ZM6 259V260H5ZM70 260V261H69ZM192 260V259H191ZM196 260V259H195ZM197 260V261H198ZM199 262V261H198ZM220 263V264H221ZM182 264H185V263H182ZM199 264H200V262H199Z\"/></svg>", "mask_w": 264, "mask_h": 264}, {"label": "rangeland", "instance_id": "374dc122", "mask_svg": "<svg viewBox=\"0 0 264 264\" xmlns=\"http://www.w3.org/2000/svg\"><path fill=\"white\" fill-rule=\"evenodd\" d=\"M61 1H62V0H61ZM64 1H67V0H63V1L61 2V4L64 5V7L66 6L65 8H67V7L70 8V6H68V4L70 5V3L66 2L65 4H63ZM68 1H69V0H68ZM70 1H72V0H70ZM74 1H75V0H74ZM106 1H107V0H106ZM120 1H122V2H120ZM120 1H118V0H117V1H115V0H114V1H111V2H110L111 4L109 3V4H108L109 7H108L107 4H106L107 2H105V1L102 2V0H76L77 4H76V2L73 3V1H72V4H73V5L71 4V8H72V6H74V8H75V10H74V8H72L73 11H72V10L68 11L69 9H68V10H67V9H64L63 6L60 5L59 1H56V2H55V3H57V5H58V3H59L58 6L55 5L57 8L54 6V3H51V4H53V6H54L55 8L52 6V7L49 8L48 10H46V9L44 8L45 6H47V3H46V5L44 4L43 10H44V9H45V10H44V13H43V14L46 15V16H49L48 14H53V16H54V15H56V14L59 12L60 14L58 13L56 16L59 15V17H61V19H62V16H60V15H62V14L66 15V14H67V13H65L66 11L68 12V15H70V17H71V15H72V17H73V14H74V15L76 16V18H77L78 14H79V16H80L81 18L78 19V20L76 19V21H74V19H73L72 17L70 18L68 15H66V16H67V20H65V23H63V24L59 22L61 19H58L59 17L57 18V17L55 16V17H56V20L58 19V21H56V22L60 23V25L62 24L61 27L64 26V33H65V34H67V33L71 34V35L68 34L69 36L67 35V36H68L67 38L71 37V38H70V39H71V43H70V44H71V45H70L71 47H75V48H76V47H79V44L81 45V44H83L82 42L85 41V42H88V43L86 44V43L84 42V44H83L84 46H83V45H81V46L85 47L86 45H90V46H89V48H90V47L92 46V44L94 43L93 46L91 47V48H92V51H91L90 49H89V51H87L88 48L85 47V48H87V50L84 49L86 52L83 50V53H84V52H85V53H88V52H89V53H92V54L97 53V52L93 53V50H94V49L96 50V49H98L99 47H101V46H99V47H97V46L100 45V44L103 42L102 48H99L100 50L98 49L99 51H98V50H97V51H98V53H99L100 51H103V52H104V54H105V60H104L105 63L108 61V59H110V57H113V56L115 55L116 52H117V54L119 53V55L121 54V53H120V51H121L120 48H121L122 46H120V44H119L120 41H122L121 43H122V45H123V48H122V51H123V49L125 50V48L128 47V46L126 47V45L129 44V42L131 41L130 39L132 38V41L130 42V44H131V43L135 44V47H134V48H133V47H132V48H129L130 46H132V45H129V47H128V49H127V50H129V51L125 50L126 53H125V52L123 53V52L121 51V52H122V54H121L122 56H121V57H123L124 61L130 60V59L133 60V57H135L134 59H135V60L137 59V60H136L137 62L134 61V60H133V61H132V60L128 61V62H130V63L126 62V63H128L129 67H130V64L132 65V63H133V65H132L131 68H128V65L126 66L128 69L124 68L125 66L123 67V65H121V67L124 68L123 71L125 72V69H126L127 71H126L125 73H124V72H123V73L121 72V73L124 74V75H122V74L120 73V76L122 75L123 77L121 76V78L118 79V76H119L118 71H119V70L117 71V69L120 68L119 65L123 63V59L120 57V58H121L120 60H122L121 62H119L120 64H119L117 61H115V62L118 63L117 65H115L116 67L114 68L113 65H111V66H112V67L114 68V70L117 72V73H116V72L113 70V71L115 72V74H118V76L113 75V74H114L113 72H112L113 74H110L111 71L109 72V74L111 75V77H112V75H113L114 78L117 77V79L119 80V81H117V80H113L114 82L117 81V82H119V83H121V82H122V83H125V81L123 82L124 79H125V80H129V78H128V79L125 78L127 75H129V74H131V73H135V72L137 71V69H138V70L140 69V70H139L140 72L138 71V72H137L138 74H137V73H136V74H133L134 76H133L132 74L129 75V77H130V76H132V77H131L130 81L128 82V84H130L131 81H132L133 84L131 83L132 86H131L130 88L133 89L134 91L131 90V91H132V92H131L132 94H130L129 86L126 85V86H127L126 89L129 91V95H128L129 97H128V100H127V98H125V99H126V100H125L124 98H121V97H120V96H122V94H123V95L125 94V96L127 95L126 93H127L128 91H127L126 89H123L122 91H119V92H121V93H120V94H117V93L115 92L116 87H114V84L111 86V85H110L111 83H110V84H109L110 86H109L108 83H107V81L109 82L110 80H111V82H113V81H112L113 77L111 78V77L108 76V79H109V78H110V79H109V80L105 79V80L103 81L102 78H103V77L105 78V77H107V76H102V77H101L102 84H104V83L106 84V83H107V85H106L107 88L112 87V88H110L111 90H110V89L108 90V92L110 91V93L107 94V96L109 95L110 97H113V98L108 97L107 99H104V98L106 97V93H105V92H104V93L102 92L103 95H104L105 97L102 95V93H99V94H101V96H102V97H101V96H99V97H101V98L104 100V102H103L104 105H103V104H102V99H100V98H98V97L96 96V98H98V99L100 100V101H99V100L97 99V101H96V99L94 98L95 95H94V96L92 95V96H93V97H91L92 100H91L90 97H89L90 99L88 100V98H86V96H87V93H86V96H84V97H83V94H82V97L84 98V104H82L83 101L80 100L81 102L79 101V103L73 105V104H71L73 101H71V103H69V105L71 104L72 107H71V106H70V107H69V106H68V107L66 106L68 109L70 108L69 113H68V110L65 109L66 107L63 108L64 110H67V114H68V115H67V114L64 112L65 114H64L63 118L60 117V118H62V119H60V120H61V121L63 120L62 122H64V123H65L66 119H68V120H71L72 118L74 119L73 115H74L75 117H76V116L78 117V114H79V113L82 115V113H81L80 111H83V116L85 115L86 117H85V116H84V117L86 118V120L88 119V120L86 121V122H87V123H86L87 125L89 124V122L91 123V121H89V119L93 121V122H92L93 125H92V124H90L89 126L86 125L87 127H85V128H87V130L84 128V129H85L84 131H85V132H86V131L88 132V133H85V134L90 135V136H89L90 138H88L87 135H86V136L84 135L83 137H86V138H83V137L81 136V133H84V132L79 131V128H82V126H80V124H85V121L83 120V118H81L80 121H78L79 118H78V119H77V118L74 119V121L71 120L72 123L74 122V125H75V122H76L75 127H73V124H72V125H71L70 123L68 124V123H67L68 121L66 122V123H67L66 125H65L64 123L61 122V123L64 124L65 126L59 124V122L56 123V121H58V120H56V119H57V118H56V115H57V113H58V115H59V113H60L61 111L58 112V110H55V109H58V108H56V107L58 106L59 102H60V105H61V103H63V102H61L62 99H63V95L61 96V94L64 93V91H62V89L65 88L64 81H65V80L67 81V78H68L69 75H67V77L64 76V77H65V80H64V81L59 80V79H61V78H60V76H58L57 79L59 80V81H58L59 83H58V82H57V83H58L60 86H62V83H63L64 85H63L62 87H59L58 84H57L58 87H56V84L54 85V83L57 81V79H55V80H56L55 82H54L52 79H53L57 74H59V73L56 72V73H57V74H56V73L54 72V70L52 69V71H53L56 75L54 76L53 73H52V74H49V76H50V75H51V76L53 75L54 77L52 76V77H51L52 79H50V78L48 79V77H47V79H48V81H49V80H50V81L52 80V81L54 82V83H53L52 81L50 82V83L53 84V87H52V85H51V87H49V86H50L49 83H48V85H41V90H40V92H41V91L44 92L43 90H47V92H44V93H47L48 95L51 94V95H49V98L52 97V96H53L52 93H54V96H53V97H56V96L59 97V96H60L62 99L60 100V97H59V98L57 97V98L59 99V101H57V100H55L56 98H53V99L50 98L51 100L48 101V102H51V103L53 102L54 104L57 103V106H54V107H53V105H51V106L49 105L50 108H51V110H49V109H48L49 106H48L47 104H45V106L48 107V108H45V106H43V107L45 108V110H44V108L42 109V111L44 110V111H43L44 113L42 112L43 114H42L41 112H38V110H40V109H38V108H39V107H38V108H37V109H38L37 112H38V114L41 113V117L39 118L38 116H36V117L33 116V118H32V113H31V114H30L31 117L28 118V119H30L31 121H26L27 124L29 123V124H28V128L31 129L32 127H36V128H33V129L36 130L35 132L38 131V132H40L39 134H41V132H42V134H44V133H46V132L49 133V135H48V133L45 134V135H46V136H45V139H44V138L41 139V140H43L42 142H45V143H44L45 145H43V147H42V145H40V148H41V149L38 148L39 150L36 149V150H37V151H36V152H37L36 154H42L41 152L43 151V154H45V155H44V160H45V159H46V160H45V162H44V160L42 161V160L40 159L41 156H42L41 158H43V155H38V156L35 155V156H33V157H34L33 160L35 159V157H36V159L33 161L32 159H30L31 156H30L29 154H27V153H29V152H28L29 149L26 147L25 149H28V150H27V151H26V150H25V151H22L23 154L25 153V154L27 155V156L24 155V156H25L24 159H22V158L24 157L23 154H21L22 152L20 153L21 155H20V154L16 155V156H17V159H16V156H15V157L13 156V158L16 160V163H17V160H18V159H19V160H18L19 162H20L21 159H22V161H26V162H27L26 167H25V164H22V163L20 162L21 165L24 167V169H26V171H27L28 174H29V173H33L34 176H35V174H36L35 177L37 178V180L35 179L34 181H32V180H33V179H32V180H31L32 183H31V181L28 180V178L32 177L33 175L30 174L31 176H29V177L27 178V180H28V181H27L26 178L24 177V174L27 175V173H25L24 170H22L18 175H16V176L13 175V179H12L13 181H11V182H12V183H13V182H16L15 184H17V185L20 184V185H21V183H20L21 180H22L23 182H26V181H27V183H25V185H23L24 183L22 182V183H23L22 185L24 186L23 188H26V189H28L29 191H33L31 186L33 185V189H34V187H35L34 185H36V184H33V182L37 181V182L40 183V182L42 181L43 183H42V182L40 183L41 186H39L38 191H39V194L42 195V190H43V193H44V194H43V196H40V195H39L40 198H41V197H44V196H47V195L50 196V195H53L54 193H56L57 190H59V188H61V186L63 187V184H61V183H62V180L60 179V180H61V181H60L59 178L62 177V175H63V173H64V170H65L66 167H67L68 162H69V163L71 162V161H68L67 159H70V160H71V156H70V155H72L71 153H72V151H74V149H75V148H74V144L76 143V144H75V146L77 145L76 148H79V150L82 149V152H83V151L85 150V147L88 149V148L91 146V145H90L91 143L89 142V140L92 139V133L94 132V130H96L95 128H96L97 126H99V125L102 126V128H100L101 126H99V132H101L100 129H103V128H104V130H105V128L107 129L108 126L111 127V125H113V122L115 121V119H112L111 117H112V115H114V113L111 114V113L113 112L112 109L110 110L111 113H109V112H108L109 110L106 109V108L110 109V108H109L110 106L107 107L109 104L106 105L107 102L109 103V101H107L106 104H105V101L108 100V99H110L111 102L113 101L112 103L110 102V104H111L113 110H114V109L116 110V108H115L114 106H117V104L119 103V108L121 107L120 110L122 111V114H123V116H121L122 114H121V112H119L120 114L115 115V116H119V118H118L119 120H121L122 117H124V119H125V117H127V116H126V115H127V111L129 112V113H128V114H129L128 116H130L131 119H132V117L135 118V120L132 119V120H133L132 123H135V126H136L135 128H137V129L139 128L138 130H135V131H137V132H140V130H141L144 126H145V127H146V125L149 126V124H151L152 122H155V121H156V124H158L157 121H160V120H161L162 122L164 121V119L162 118L163 115L160 116V114H159V116L161 117V119H158V120H155V121H152V122L150 121L149 118H148V119L146 118L147 120H149V121L151 122V123L149 122V124H147L148 122L146 123L147 120H145V116H146L147 111H150V110H147V111H146V108H145V112H146V113H145V112H142V110H140V112H141V114H140V112H139V108L143 109V108H142L143 104H146V103L148 102V104H147L146 106H149V109H150V106H151L152 104L155 106V102L157 101L158 98H159V99H162V97H165V98L168 99V100L166 99V101H167L168 103H170V102L172 101V102H171L172 105L169 104V106H171V108L174 110L175 113L172 112V111H170V112L176 114V111H177V114H176V115L180 116L181 119H182V121L180 120V117H179V118H176V120H178L179 122L181 121L182 123L180 122V125H181V124H182V125L184 124V125H185V128H184V125H183V127H182V125H181V127H180V128H181V131L179 130L180 128H177V130H179V131H177V130H176V127H175L176 124H173V125L171 124V125H169V123H168L167 125H169V126H167V127H168V128L170 127V129H168V128H166V122H167V121H166V122L164 121V123H165L164 127H165L166 129H164V127H163V128H159V127H162L163 124H164V123L162 124L161 121H160L159 124H162V126L159 125V124H158V126H157V125H156V126L154 125V126H155V128L157 127V128H159V129H161L160 131H159V129H158V132L161 133V131H162L161 135H163L164 138L166 137L165 140L167 139V140H166V141H167V144H166V145L164 144L165 142H164V143H163V142H160V143H163V144H164V145H163L164 149L169 148L168 146H170V145H171V146L174 145V147H175V146H176V147L178 146V147H181V149H183V150L179 149L180 151L176 150L177 152H180V154H181V151L184 152L185 150H187V151L190 150V147L192 148V146H194V145H195V146H199V145H201L202 148H203V150H205V149H207V150L210 149V150H208V152H207V150H205L207 154H206L205 152H202V149H201V153H205V155H204L201 159H199V160H197V161L195 162V163L198 162V164H196L198 167H197V166H196V167H193L194 170L191 169L192 171H194V172L192 173V174H193L192 176L195 177V175H196L197 179H199V178H198V175H199L200 172H201V173H202L203 171H204V172H205V171L208 172L209 169H210L212 166L216 165V164H214V163L211 162V160H213V161H214V160H217V158L213 155V152H214V151H217V150H216L217 148H215V147H217V145H219V143L221 142V140L224 139L223 141L225 142V140H226V138H227V136H228L229 133H230L229 135H230L231 139L233 140V145H234V142H235V144L237 143L236 146L234 145L235 147H237L238 144H239V146H238L239 148H238V147H237V148L239 149V152H240V156H241V157H240L239 160H241V162H244V161H245V163H247V165H249V166H250V165L253 166V163H254V166H253V167H255V165L257 166V165H259V164H261V165L263 164V166H264V154H263V153H264V150H260L262 147L260 148L261 145H260V143H259V139H255V138L258 136V133H259V132H255V133H257V136H254L255 133L252 134V132H251V131H253V130H249V128L252 129V127H253L254 125H257L256 127L258 128V126L260 125L261 122H259V123L257 122V123H256L255 121H256V120H257V121H260V120L262 119L261 117H264V111H262V110H263L262 106H261L260 104H255V102H257V103H258V102L261 103V102L264 100V97H262V96H264V95H263V94H260V95H261V99H262V100H261V99H260V95L256 94L257 92L255 91V92H256V93H255V92L252 90L254 87H256V86L258 85L259 87L257 86L255 89L258 88L259 90H257V91H261V89H260L261 87H260V85H259L260 83H257V82H258L259 80L262 81V79H259V80L256 79V80H257V81H256L255 78H256V76H258V75H259L260 77L264 76V74H263V73H264V38L260 39L262 33H261V35L259 34L260 37L257 35L258 37L256 38V34H255V37H254V38H250L251 41H252L253 39H254V40H255V39H256V40H257V39H260V40H261V41H258V40H257L258 43L255 42V41H252V42H254V43H252V44H253V48H251V45H250V47L247 48V54H246V57H247V58H246V60H247V63H249L250 68H249V65H248V64L245 65V63H244L245 61H243V63H242V65L244 64V65L246 66L245 68H244V66H241V65H239V64L236 62L238 59L235 61L237 65L234 63L236 66L239 65V66L237 67V70H238V68H240V66L243 67V68H242L243 72L241 71L242 74H241V72H240L241 68H240L239 71H238V73H240L241 75H243V73H244V76H245V77L243 76V78H246V74H247V79L250 77V73H251V72H249V70H251V71L253 70V73H252L253 75H251V76H252L251 78H254V77H255V78L252 79V80L250 79V80H248L247 82L245 81V79H244V81H241V80H240L241 83L244 82V83H242V84H239L240 82L238 83V81H236L237 79H235V81H234L233 79H231V80H232L231 82L234 83V84L231 83L232 85H235L236 83L239 84V86H235V87L232 86V87H234V88H232V89H233V90H234V89L237 90V92H238L239 90L242 91V92L245 91L248 95H247L245 92H243V93L240 92V91H239V92L242 93V95H244L245 97H247V96H249V97H247L246 99L242 98V99H244V100H241L242 102H241V103H238L239 106H237L236 104H234V105H236V107H238V111L236 110V111H235L236 113L234 112L235 114H237V116H235L234 113H232L231 116H230L229 114L226 115L227 112H225V110H223V109H225V108H222V106L220 107V108H222V109H220V108L218 109V108H217L218 105H220V103L222 102V101H221L222 99L219 100L218 97L220 96V94L224 93V91H225V90H224L225 87H223V89H219L220 86L218 85L219 83H217V82H218L217 78H219V77L222 78V76L218 75L219 77H217V76H216L217 74L214 75V74L216 73V71H215V73H214V69H215V68L212 67L213 64H211V63H214L213 60L215 61L216 56H217L218 54L216 53L217 55H216V56L214 55L215 58H214L212 61H210V58H208V57H210V56H207L206 54L203 55V56L206 55V57L208 58V60H207V59L204 60L205 63H208V62L210 61V62L207 64V66H209V67H207V66L205 65V66H206V67H205V68H206V71H207V73H208V75H209L208 78H209L210 80L206 81L207 83L204 84V81L207 79V76H208V75H207V73H205V75H204V74H203V71H204V70H202V69H201V72H202V73L200 72V70H197V66H202V67H203V64H205L204 62L202 63V60H201V59H202V57H201V56H202V53H201L200 55H193V56H195V58H196V57H197V58L201 57V58H199L200 61L198 60L199 63H198L197 58H196V61H197L198 64H197V65L194 64V63H196V61H195V58H192V55H191L192 50H191V49H193V47L196 46V44H194V43L192 42V43L194 44V46L192 47L193 44L190 43L192 40L189 39L188 43H189V46L192 44V45H191L192 48H191V47L187 46V43H186L187 40H188L187 38H191V37H190L191 35H192V37H193V34H191V33H190L191 35H190L189 33L187 34V32H189L190 30L187 31V32L185 31V32H186L185 35H190V36H188L187 38H184L185 35H184V32H183V29H181L182 31H180V32H182L181 34L184 35V37H183V38H179V37H178V38H177V42L179 41L178 43H177V42H173V43H172V42L170 41V42H169L170 44L166 45L167 48L164 47L165 44L168 43L167 41H169V39H168L169 36L172 35V34H171V35H168V34H170V33L167 32V31L169 30V27H171V26L173 25V28H174V26H175V25L177 26V24H178L177 21H174V17H172V16H173V13H174V12H175L174 14L177 13L178 8L180 7V5H182V4L184 3V1H186V4H187V5L184 3V4H183L184 7L182 6V7L185 9L184 11H186V9H188V10H189V13H190L192 16L196 17V16H199L198 13H199L201 10H205V11H206V10H208L209 8H211V9H209V10H212V9H213L211 5H210L211 7L208 6L209 4L207 5V3H210L211 0H209V1H208V0H188V1H187V0H180V2H179V1H176V0H175V1L172 0V1L174 2V4H173V2L171 1L173 5H172L171 3H170L171 5L167 4V5L171 6V7H169V6L166 7L167 5L164 4L165 1L162 3V2H160L161 0H160V1H159V0H152L153 3H154V1H155V3L153 4V6H152V1H151V0H147V1H145V0H144V1L140 0L141 2H140V1H137V4H138L139 2L141 3V5L138 6V7H141V6H143V5L145 6V5H146V4H145L146 2L149 3L148 1L151 2V3H150L151 5L147 4V5H148V7H147V13H146L145 10L142 11V9H143L144 7H143L142 9L140 8L141 10H139V11H141V12H143V13H140L138 10H136V9L138 8V7H137V4H136V7H137L136 9H134V8H135V5H134V8L131 7V6L133 5V4H132L133 2L136 3V0H135V1H134V0H131V1H130V0H124V1H123V0H120ZM157 1L160 2L161 4L158 3V5L154 6L155 4H157ZM192 1H193V2H192ZM194 1H196L195 4H193ZM220 1H221V0H220ZM220 1H219V2H220ZM224 1H225V0H223V2H224ZM227 1H229V0H227ZM247 1H248V0H246V2H247ZM250 1H251V0H250ZM252 1H254V0H252ZM252 1H251V2H252ZM260 1H261V0L257 1V2L255 3V6L258 5V4H259L258 2H260ZM108 2H109V0H108ZM116 2H117V3H116ZM118 2H119V3H118ZM124 2H125V3H124ZM127 2H129V3H128L129 6L126 4ZM130 2H131L132 5L130 4ZM142 2H143V3L145 2V3L143 4ZM176 2H177V6L179 5L178 7L175 6ZM182 2H183V3H182ZM211 2H213V1H211ZM223 2L221 1V3H223ZM102 3H104V4H102ZM165 3H166V2H165ZM178 3H179V4H178ZM217 3H218V1L214 0V6L217 5ZM221 3H220V5H221ZM260 3H262V6L264 7V5H263V4H264V1H263V2L261 1ZM21 4H22V3H21ZM21 4H20V5H21ZM37 4H38V3H37ZM48 4H49V3H48ZM66 4H67V5H66ZM105 4H106V5H105ZM117 4H118V5H117ZM119 4H121V5H119ZM122 4H123L124 6H123ZM163 4H164V5H163ZM211 4H212V3H211ZM224 4H225V3H224ZM224 4H223V5H224ZM229 4H230V3H229ZM249 4H250V3H249V1H248V4H247V5H249ZM252 4H254V2H253ZM18 5H19V3H18ZM20 5H19L18 7H16V11L13 10L14 13H13L12 11L7 12L8 10L6 11V10L4 9V11H5V15H6L7 13L11 14V16H12V13H13V14H16L15 12H17V10H18L19 7H21V8L24 10L23 5H22V6H20ZM35 5H36V3H35ZM103 5H104V6H107L108 8H107V7H104ZM110 5H111V6H110ZM147 5H146V6H147ZM160 5H163V6L166 5V6H165V7H162V8H159V10H161V11H159L157 7H160ZM185 5H186V6H185ZM223 5H222V6H223ZM231 5H232V4H231ZM259 5H260V4H259ZM15 6H16V5H13L12 8L14 9ZM25 6H26V4H25ZM28 6H29V9H30V8H31V7H30L31 4H29V5L27 4L26 7L28 8ZM37 6H39V8H37ZM37 6H35L37 9L34 8L35 10L33 11V13L36 12L37 10H39L40 7L43 6V4H42V6H40V5H37ZM48 6H49V5H48ZM50 6H51V5H50ZM50 6H49V7H50ZM116 6H117V7H116ZM120 6H122V7L120 8ZM149 6H150V7H149ZM224 6H225V5H224ZM224 6H223L222 8H224ZM226 6H227V5H226ZM249 6H250V5H249ZM255 6H254V7H255ZM260 6H261V5H260ZM262 6H261V7H262ZM26 7H25V10L27 9ZM58 7H59V8H58ZM84 7H86V8H84ZM89 7H90L91 9H90ZM114 7H115V8H114ZM125 7L128 8V9L133 10L134 13H133L131 10L127 11L128 9H126ZM154 7H156V8H154ZM173 7H174L175 9H174ZM182 7H180V8L182 9ZM206 7H209V8H206ZM219 7H220V8H218L217 6H215V7H214L215 10H212L211 12L213 13V11H216V10H217V12H216V13L214 12L213 14H214V15L217 14V15H219V17H220V16H223V13H225V12H223V11H225V10L222 9L221 6H219ZM250 7H251V6H250ZM250 7H249V8H250ZM254 7H253V8H254ZM256 7H257V6H256ZM261 7L258 6L259 9H260ZM32 8H33V7H32ZM46 8H47V7H46ZM53 8H54V9H57V10H55V12L57 11V13H54V11L52 10ZM61 8H62V9H61ZM71 8H70V9H71ZM92 8H93V9H92ZM95 8H96V9H95ZM119 8H120V9H119ZM148 8H149V9L151 8L150 10L152 11V12H150L149 14H148V12H149V9H148ZM164 8H167L168 10L165 9V10H166V11H165ZM171 8H172V10H174V11L171 10V11H172V16H171V18H173V22H175L176 24H172V23H173V22H172V19H171L170 17L167 16L168 14H167L166 16H165V14H164L165 12H166V13H170V12H167V11H169V9H171ZM225 8L227 9V7H225ZM247 8H248V7H247ZM249 8H248V9H249ZM258 8H256V9H257V14H258V10H259ZM19 9H20V8H19ZM22 9H21V10H22ZM29 9H27V10H28L29 13H30L31 10H29ZM60 9H61V10H60ZM76 9H77V10H76ZM84 9H85V10H84ZM88 9H89V10H88ZM106 9H107V10H106ZM109 9L112 11V13H111V11H110ZM144 9H145V8H144ZM152 9H155L154 11H156V10H158V11L154 12ZM162 9H163L164 11H163ZM218 9H219V10H218ZM21 10H20V11H21ZM23 10H22V12H24V13H25V12L28 13L27 10H26V11H23ZM32 10H33V9H32ZM50 10H51V11H50ZM91 10H96L97 12L94 11L95 14H97V13L99 12V14H97L98 16L96 15L97 17H95L94 15H92L91 13L94 14V12L91 11ZM115 10H116V11H115ZM121 10H122V11H121ZM124 10H125V11H124ZM134 10H135V11H134ZM179 10H180V9H179ZM196 10H197V11H196ZM222 10H223V11H222ZM253 10H254V9H253ZM253 10H252V11H253ZM261 10H262V11H261ZM261 10L259 11V12H260L259 14L262 15V14L264 13V12H263V11H264V8H261ZM4 11L1 13L4 17H2V16L0 17L1 20L3 19L2 22L0 21V23L3 24V25H4V23H5V26H2V25L0 26V27H3V28H0V29L2 30V31L0 30V40H1L2 42H3V41H6V40H4V39H5V36H7V37H9V36L11 37V36H12V37H13L14 34H16V38H17V39H16L15 37H13V38H10V37L7 38V37H6L7 40L10 39V42L7 41V43H9L10 46H5L4 44H6V42H4V44H3V45H4V50H6V52H8L7 49H11V48L13 47L14 50H15V49L18 50V51L20 50L19 53H21V51H22V53H23V52H24V53H27L31 48H32V49L35 48V49H34L35 51L31 49V50H32V53H33V51H34V52L37 51L36 46H38V47L40 46L39 51L42 50V47H41L42 45H40V44H42V42L45 43L46 41H43L44 36H43V39L40 38V37H42V36L39 35L41 32H40L39 34H36V33H38V31H40V30H38V29H39V28L41 29V27H42L43 29H41V30H43V31H42L43 35H47V36H48V35L52 34L50 31H45L46 28H47V27H46V24H47V22H48V27H50V25L53 27L52 24H53V22H54V24H55V20L52 21V22H51L52 24L49 25L50 22H49L48 19H47V18H49V17H46L47 22H46V21H45V22H41V21H40L41 24H42V23H46L45 26H41V24L39 23L38 20H40V19H42V18L44 17V16L42 17L43 14H42V13H41L42 15L39 14V13L36 14V13H37V12H36V13H34L36 16L33 14V15H34V18H32V16L30 15L31 17H29V19L32 18V19H31L32 22H33V19H36L35 17H37V20H35V21H36L37 23L40 24V27H39L38 29H37L38 26L35 27L38 31L36 32V30H35V33H34V32H33V30H34L33 27L36 26V25H39V24H36V25H34V26L31 25L32 22H31V24H30V23L27 21L28 18H27V20L25 19V18H26V15H27L26 13H25V17L23 16L24 13H23V15H21V16L19 17V18H21L20 20H19L18 17H14V16L11 17L9 14H7V15L10 16L11 18H8V16H7V19H4V18L6 17V16L4 15ZM40 11H41V10H39V12H40ZM45 11H47V12H45ZM48 11H50L51 13L48 12ZM61 11L64 12V13H62ZM75 11H76V12H75ZM89 11H91V12H89ZM107 11H108V12L110 11L109 13H111V14H115V15H111V14H110L111 17H112L113 19H112L111 17H109L110 15H109V13H108ZM113 11H115L116 13H115V12L113 13ZM120 11H121V12H120ZM130 11H131V12H130ZM205 11H203V13H204ZM221 11H222L223 13H222ZM254 11H255V10H254ZM22 12H19V10H18V15H20L19 13H22ZM31 12H32V11H31ZM41 12H43V11H41ZM52 12H53V13H52ZM71 12H72V13H71ZM87 12L89 13V15H86ZM122 12H123V13H122ZM124 12L126 13V15L124 14ZM135 12H139V13H140V16H139V14L136 16V15H135ZM181 12H182V11H181ZM193 12H195V13H193ZM207 12H208V11H207ZM211 12L209 11L208 14H210ZM219 12H220V13H219ZM248 12H249V11H248ZM262 12H263V13H262ZM29 13H28V14H29ZM45 13H46V14H45ZM47 13H48V14H47ZM70 13H71V14H70ZM77 13H78V14H77ZM120 13H121V14H120ZM157 13H158V14H157ZM201 13H202V12H201ZM201 13H200V14H201ZM203 13H202V14H203ZM227 13L230 14V13L228 12V9H227ZM227 13H226V15H227ZM243 13H244V12H243ZM246 13H247V12H245V14H246ZM253 13H254V12H253ZM253 13L250 12V14H253ZM30 14H31V13H30ZM127 14H131V15L128 16ZM133 14H134V16H132ZM136 14H137V13H136ZM144 14H147V15H149V16L144 15ZM154 14H155V15H154ZM159 14H160L161 16H160ZM170 14H171V13H170ZM178 14H179V13H178ZM180 14H181V13H180ZM184 14H185V12H184ZM247 14H249V13H247ZM254 14H256V13H254ZM254 14H253V16H254ZM259 14H258V15H259ZM40 15H41V18L39 19ZM64 15H63V16H64ZM90 15H92V16L89 17ZM100 15H101V16H100ZM105 15H106V16H105ZM107 15H108V18H106ZM124 15H125V16H124ZM156 15H157V16H156ZM162 15H163V17H162ZM176 15H177V14H176ZM205 15H206V12H205ZM258 15H255V16L257 17ZM27 16H29V15H27ZM51 16H52V15H51ZM66 16H64V17L66 18ZM82 16H83V17H82ZM146 16H147V17H146ZM151 16H152V17H151ZM154 16H155V20H156V22H154V21H155V20H154ZM159 16H160L162 19H163V18H164V19L161 21V19H160ZM169 16H170V15H169ZM177 16H178V15H177ZM206 16H207V18H208V15H206ZM209 16H210V15H209ZM224 16H225V14H224ZM239 16H241V15H239ZM247 16H248V15H247ZM251 16H252V15H251ZM253 16H252V17H253ZM22 17H23V18H22ZM55 17H51V20H52L53 18H55ZM64 17H63V18H64ZM94 17H95V18H94ZM98 17H99V18H98ZM127 17H128V19H127ZM139 17H140L141 19H139ZM143 17H144V18H143ZM156 17H157V19H156ZM165 17H168L167 19L170 18L171 20L169 19V21L165 23V21H167ZM203 17H204V16H203ZM203 17L201 16L202 19H203ZM212 17H213V16H212ZM214 17H215V16H214ZM226 17H227V16H225L224 18L220 17L219 20H221V18H222V20H223V19H225ZM228 17H229V15H228ZM232 17H234V16H232ZM237 17H238V16H237ZM242 17H243V15H242ZM245 17H246V15H245ZM256 17H253V18H256ZM262 17H264V16H262ZM262 17H261L260 19H262ZM14 18L17 19V20L15 21ZM69 18H70V19H73V21L69 20ZM85 18H86V19H85ZM97 18H98V19H102V20H101L102 23H101L100 20H99V22H97V21H98ZM124 18H126L127 20L124 19ZM130 18H132V19H130ZM133 18H134V20H133ZM135 18H136V20H135ZM142 18H143V20H142ZM145 18H146V19H145ZM149 18H150V20H149ZM152 18H153V19H152ZM201 18H200V19H201ZM215 18L217 19L218 17H215ZM249 18H251V17H249ZM8 19H10V20H8ZM46 19H45V20H46ZM81 19H82V23L84 22V23H83L84 25L81 23ZM94 19H95L96 21H95ZM105 19H109V20H108V23H107L109 28H108V27H107V28H104V27L107 26V24H106L107 21H106ZM159 19H160V21H159ZM176 19H178V18L176 17ZM190 19H191V18H190ZM210 19L212 20L211 16H210ZM231 19H232V18H231ZM257 19H258V18H257ZM257 19H256V20H257ZM5 20H7V21H5ZM25 20H26V22H27L29 25H28L27 23H26V24H23V22L25 23ZM42 20H43V19H42ZM63 20H64V19H63ZM103 20H105V21H103ZM141 20H142V21H141ZM153 20H154V21H153ZM157 20H158V21H157ZM164 20H165V21H164ZM206 20H207V19H206ZM213 20H214V19H213ZM242 20H243V19H242ZM244 20H245V19H244ZM247 20H248V19H247ZM262 20H263V19H262ZM8 21H9V24H7ZM12 21H13V22H12ZM17 21H19V22H20V21H21V22L23 21V22L21 23V25H23V26H21V25L19 24V22H17ZM43 21H44V20H43ZM113 21H114V22H113ZM135 21H136V23H137L138 25L134 24ZM139 21H140V22H139ZM150 21H151V24H150ZM189 21H191V20H189ZM189 21H186V22L184 21V22H180V23H182V27L187 28L185 25L187 24V22H188L187 25H189ZM224 21H225V20H224ZM249 21H250V20H249ZM249 21H248V23H249ZM6 22H7V23H6ZM36 22H35V23H36ZM85 22H86V23H85ZM104 22H105V23H104ZM138 22H139V23H138ZM163 22H164V24H162ZM210 22H211V21H210ZM258 22H261V20H260V21L258 20ZM258 22H257V21L253 22V20L251 19V21H250V23H249L250 25H248L247 21H246V24H247V25L245 24V21H244L243 24L246 25V27H247V26H248V27L250 26V28H251L252 26H254L255 23H257V24H255L256 27H259V26H260L259 28H261V25H262V24H259ZM17 23H18L19 25H18ZM33 23H34V22H33ZM35 23H34V24H35ZM58 23H57V26L60 27V25H58ZM113 23H114V24H113ZM140 23H143V24H140ZM146 23H148V24H146ZM152 23H153V25H152ZM154 23H155V25H154ZM170 23H171V26H169ZM222 23H223V21H222ZM253 23H254V24H253ZM262 23H264V22L262 21ZM6 24H7V27H8V25H9V27L11 26V27H13V29H15V30L12 29V31H11V30H10L11 28H9V31L7 30L8 33H7V32H4L3 30L7 28V27H6ZM104 24H106V25H104ZM132 24H133V25H132ZM156 24H158V25H160V26L157 27ZM167 24H168V26H167ZM191 24H192V23H191ZM240 24H241V23H240ZM251 24H252V26H251ZM13 25H14V26H13ZM24 25H28V26H27V27L25 26V29H24V28H21V27H24ZM42 25H43V24H42ZM101 25H103V26H101ZM115 25H116V26H115ZM146 25H147V26H146ZM149 25H150V26H149ZM151 25H152V26H151ZM162 25H163V26H162ZM164 25H165V26H164ZM217 25H218V24H217ZM217 25H216V26H217ZM220 25H221V24H220ZM236 25H237V24H236ZM236 25H235V26H236ZM238 25H239V24H238ZM244 25H243V26H244ZM258 25H259V26H258ZM30 26H31V27H30ZM54 26H55V25H54ZM129 26H131V27H130V28H127V27H129ZM132 26H135L137 29H136V28H133ZM142 26H143L144 28H143ZM145 26H146V27H145ZM153 26H154V27H153ZM155 26H156V28H155ZM161 26H162V27H161ZM176 26H175V27H176ZM262 26H263V25H262ZM4 27H6V28H4ZM29 27H30V29L33 28V30H31V31H32V34L30 33L31 31H28V32H27V30L29 29ZM59 27H56V26H55V29H54V27H53V29L55 30V32H56V30L59 31V32H58V35H57V34L55 35L57 38H58V36H59V33H60V32H61V33L63 32V30H60L61 27H60V28H59ZM97 27H98V28H97ZM102 27H103V28H102ZM125 27H126V28H125ZM138 27H139V28H138ZM150 27H153V29H151ZM159 27H160V28H159ZM164 27L168 28V29H166V35H165V31H164V34H163V29L165 30ZM188 27H190V26H188ZM218 27H220L221 30H222V28H223L222 26H219V25H218ZM218 27H216V28H218ZM229 27H231V26H228L226 29H228ZM233 27H234V26H233ZM233 27H232V28H233ZM237 27H240V26H237ZM241 27H242V25H241ZM241 27H240V28H241ZM248 27H247V28H248ZM16 28L18 29V31L21 29V30L19 31V32H21V37H20V33L18 34ZM19 28H20V29H19ZM44 28H45V30H44ZM56 28H57V29H56ZM85 28L87 29V31H86ZM131 28H132L134 31H136V33H137V31H138V33H137L138 36H137V34H135V32H134V33H133V31L131 32V30H132ZM204 28H205V27H204ZM247 28H243V27H242V29L249 30V32H248V31L246 32V30H245V31H244V30L241 31V32H244V35H245V32H246V34L248 33V35H250V34L253 32V29H254V30H257V29H255V28H251V29H250V28L247 29ZM22 29H24V30L26 31L27 35H24V36H23L22 33H23L24 30L22 31ZM30 29H29V30H30ZM62 29H63V28H62ZM77 29H78L79 31H78ZM129 29H130V30H129ZM143 29H144V30H143ZM145 29H147V30H145ZM149 29H150V30H149ZM154 29H156L157 32H156V30H154ZM158 29H159V31H161L160 33H159ZM220 29H219V31H220ZM223 29H225V28H223ZM235 29H236V27H235ZM261 29H262V28H261ZM261 29H260V30H261ZM47 30H48V29H47ZM49 30H50V29H49ZM82 30H84V31H82ZM123 30H124V31H123ZM126 30H129L130 32H129V31L127 32ZM142 30H143V31H142ZM151 30H152V32H151ZM184 30H185V29H184ZM187 30H188V29H187ZM230 30H231V28H230ZM260 30H257V31H260ZM5 31H6V30H5ZM10 31H11L12 33H11ZM25 31H24V32H25ZM44 31H45V32H44ZM51 31L54 33L53 30H51ZM85 31H86V32H85ZM125 31H126V35H125ZM144 31H146L147 34L149 33V34H151V35H153L154 33H157V34H155V35H156L155 39H154L153 36H151V35L149 36V38L145 35V37H147V40H145V41H148V43L145 42L144 44L147 43L146 45L143 44V47L145 46V48H141V47H142V46H141V44H142L141 41L143 40V38H142V40H141V39L139 38V36L142 37V35H143V37H144V34L146 33V32H144ZM149 31H150L151 33H150ZM205 31H206V30H205ZM209 31H210V30H209ZM211 31H212V30H211ZM213 31H214V33H215V30H213ZM219 31H218V32H219ZM235 31H236V30H235ZM262 31L264 32V29H262ZM262 31H260V32H262ZM3 32H4L5 34L7 33V35L3 34ZM13 32H14V34H13ZM16 32H17V33H16ZM48 32H49V33H48ZM82 32H85V34H84V35H85V37H84L85 40H83L84 38L82 37V36H83V33H82ZM100 32H101V33H100ZM111 32H112V35L109 34V33H111ZM113 32H114V33H113ZM123 32H124V33H123ZM139 32H140L141 34H140ZM142 32H144V34H143ZM180 32H179V34H180ZM190 32H191V31H190ZM201 32H203V30H201ZM216 32H217V30H216ZM220 32H221V35H222V33H223V34L225 33V32H223V31H220ZM220 32L217 33V34H220ZM232 32H233V31H232ZM250 32H251V33H250ZM9 33H10V34H9ZM28 33H29V35H30L29 37H28ZM44 33H46V34H44ZM47 33H48V34H47ZM56 33H57V32H56ZM61 33H60V34H61ZM77 33H78V38L75 36L76 38L73 37V39H72V36H73V35H77ZM122 33H123V34H122ZM128 33H131V38H128V37H127V35L130 36ZM152 33H153V34H152ZM158 33H159L160 35H159ZM167 33H168V34H167ZM205 33H207V32H205ZM205 33H201V35H200V33H198V34H199V36H198V34H197V37H198V38L195 37V35H194V37H193V41H194V39H195V40L198 42L197 39H199V37H201V36H202L203 34H205ZM211 33H212V32H209V34H211ZM226 33H227V32H226ZM228 33H229V30H228ZM236 33H237V32H236ZM249 33H250V34H249ZM257 33H259V32H257ZM12 34H13V35H12ZM34 34H36V36L38 35V37H36ZM116 34H117V35H116ZM132 34H134L135 37H137V38L134 37V39H133L132 36H134V35H132ZM179 34H178V35H179ZM181 34H180V35H181ZM209 34H207V35L209 36ZM237 34H238V33H237ZM252 34H254V33H252ZM4 35H5V36H4ZM8 35H9V36H8ZM17 35H19V36H17ZM33 35H34V36H33ZM63 35H64V34H63ZM87 35H88V36L92 35V37H93V36H94V37L91 39V41H89L90 38H91V36L88 37ZM99 35H101V36H99ZM109 35H110V36H109ZM114 35H115V36H114ZM155 35H154V36H155ZM178 35H177V36H178ZM213 35H215V34H213ZM228 35H229V34H228ZM230 35H231V33H230ZM238 35H239V34H238ZM240 35H241V34H240ZM242 35H243V34H242ZM32 36H33V39H34V40L31 39ZM39 36H40V37H39ZM47 36L45 37V39L47 38ZM53 36H54V35H52V36H50V37L53 38ZM60 36H61V35H60ZM60 36H59L60 41H59V38H58V42H60V44H59V43L57 44V43H56V42H57L56 39H55V40L53 39L54 41H56L55 43H53V44H55L54 47L58 45V47L61 48V49L63 50V49L66 47V44H67V43H68V47H70V46H69L70 39H69V42H67V43L65 44V43H63V42H65V41L68 40V39L64 38L65 36H63V38H64V40H65V41H64L63 39H61L62 36H61V37H60ZM86 36H87V37H86ZM97 36L100 37L101 39H103L104 36H106V37L109 36L110 39H108V37H107V38L104 37V39H103L104 41H102V40H101L100 38H98ZM122 36H125L126 39H125V37H123V38L125 39V40H124V39L122 38ZM158 36H159V37L162 36V37H160V39H158ZM163 36H165V37H163ZM173 36H174V35H172V39H173ZM177 36H176V33H175V38H176ZM211 36H212V35H210L209 37H211ZM223 36H224L225 39H226V36H225V35H223ZM252 36H253V35H252ZM18 37H20V38H18ZM26 37H27V38H26ZM35 37L37 38V40L35 39ZM48 37H49V36H48ZM50 37H49V38H50ZM116 37H117V38H116ZM119 37H120V39H119ZM151 37H152V38H151ZM167 37H168V38H167ZM205 37L207 38V36H205ZM213 37H215V36H213ZM213 37H211V38H213ZM216 37H220V36H217V35H216ZM227 37H228V36H227ZM229 37H230V36H229ZM233 37H234V36H233ZM236 37H238V36H236ZM236 37H235V39H236ZM250 37H251V35H250ZM263 37H264V34H263ZM1 38H3V39H1ZM28 38H29V39H28ZM38 38H39L40 40L42 39V41H39V42H38V43H39L38 45H36V46L33 45L34 47H32L33 42H34L35 40L38 41ZM49 38H48V39H49ZM82 38H83V39H82ZM87 38H88V39H87ZM96 38H97V39H96ZM105 38H106V39H105ZM111 38L113 39L114 43H112L113 41H112ZM127 38H128V39H127ZM138 38H139L141 41H140V40H137V41H136V39H138ZM163 38H164L165 40H166V38H167V40H166L167 43H163V44H161V43L163 42V40H164ZM170 38H171V37H170ZM175 38L173 39L174 41H176ZM196 38H197V39H196ZM201 38H202V37H201ZM201 38H200V40H201L200 42L203 43L205 38H204V37H203L202 39H201ZM211 38H210V39H211ZM222 38H223V37H222ZM231 38H232V37H231ZM240 38H241V36L238 38V40H239L240 43H244V42H245L244 44L248 43V42H246V39H247L246 37H245V40H244V38H243L244 42H243L242 40H240ZM11 39H12V40H11ZM15 39H16V41L13 43V41H14ZM30 39H31V41H30ZM45 39H44V40H45ZM48 39H47V42H46V43H47V45L49 44V47H50V43H48V41H50V39H49V40H48ZM74 39H75V40L77 39L78 43H77V41H73ZM81 39H82L83 41H81ZM115 39H116V41H115ZM148 39H150V42H149ZM180 39H181L182 41L184 40V42H181ZM185 39H187V40H185ZM220 39H221V38H220ZM223 39H224V38H223ZM223 39H222V41H223ZM225 39H224V41H225ZM250 39H249V40H250ZM32 40H33V41H32ZM51 40H52V39H51ZM53 40H52L51 42H53ZM128 40H129V41H128ZM134 40H135V43H134ZM165 40H164V41H165ZM202 40H203V41H202ZM207 40H208L209 42L212 41V40H209V38H208ZM207 40H206V42H207ZM216 40H218V38H217ZM231 40H233V38H232ZM231 40H228L229 43H230ZM249 40L247 39V41H249ZM11 41H12V42H11ZM29 41L32 42V43L30 44ZM80 41H81V42H80ZM94 41H95V42H94ZM100 41H101V42H100ZM123 41L125 42V46H124V42H123ZM126 41H128L127 44H126ZM138 41H140L141 44H140ZM155 41H157L158 43L155 44V43H156ZM160 41H162V42L159 43ZM220 41H221V40H220ZM251 41H249V44H250ZM73 42L76 43L74 46H72V43H73ZM90 42H91V44H89ZM116 42H117V43H116ZM143 42H144V41H143ZM194 42H195V41H194ZM213 42H214V41H213ZM213 42H212V43H213ZM225 42H226V41H225ZM231 42H232V43L235 42L236 44L238 43L237 41H234V42L231 41ZM0 43H1V42H0ZM11 43H13V46H11V45H12ZM34 43H35V42H34ZM36 43H37V42H36ZM46 43H45V46H46ZM105 43H106V44H105ZM137 43H139V45H138ZM180 43H181V44H185V45H183V46H186V47L189 48V51H191V53H190V52H188V53H190L191 57H188V58H187V55H186V56H185V54H184V55H181L184 51L187 52V49H188V48L185 49L186 47H181L182 45H181ZM198 43H199V42H198ZM207 43H208V42H207ZM214 43H215V44L219 43V45L222 44V45H220V47H217V48H219V49L221 48V46L223 47V43H221V42H219V41H217V43H216V41H215ZM255 43H256V44H255ZM28 44L31 45V47L29 46L30 49L27 47ZM56 44H57V45H56ZM97 44H98V45H97ZM104 44H105V45H104ZM113 44H114V47H115V48L113 47ZM115 44H116L117 46H116ZM118 44H119L120 48H119ZM148 44H149V45H148ZM160 44H161L163 47L160 46ZM171 44H172V46H171ZM176 44H177V45H176ZM208 44H209V43H208ZM226 44H227V43H226ZM226 44H224V49H225ZM236 44H235V46H236ZM244 44H243V46H244ZM249 44H247V45L249 46ZM254 44H255V45H254ZM3 45L1 46V44H0V46H1V48H2V51H3ZM153 45H154V46L156 45L157 48L155 47L156 49H152V47L154 48ZM158 45L160 46V49H158V48H159ZM174 45H176L177 48H176ZM197 45H198V44H197ZM199 45H201V44H199ZM206 45H207V44H206ZM210 45H211V44H210ZM213 45H214V44H213ZM232 45L234 46V44H232ZM238 45H239V43H238ZM45 46H44V47H45ZM61 46H62V47L65 46V47L62 48ZM103 46H104V47H103ZM168 46H170V47L168 48ZM201 46H202V45H201ZM216 46H217V45H216ZM216 46H215V47H216ZM228 46H229V45H228ZM240 46H241V44H240ZM245 46H246V45H245ZM245 46H244V47H245ZM5 47H6V48L8 47V48L6 49ZM46 47H47V46H46ZM46 47H45V48H46ZM49 47L46 48V50L48 49V51H49V52L46 51L47 55L50 54V53H53V54L56 56L55 53H57V51H58V52L60 51V52L62 53V50H60L58 47H57V49H56V50H57L56 52H55V50H53V52H52V49L54 48L52 44H51L52 49H49ZM68 47H67V48H68ZM71 47H70V48H71ZM83 47H81V48H83ZM112 47H113V48H112ZM116 47H118L119 49H117ZM137 47H138V48H137ZM204 47H205V46H204ZM210 47H211V46H210ZM230 47H231V46H230ZM237 47H238V46H236L235 48H237ZM136 48H137V50H136ZM164 48H166V49H164ZM171 48H172V49H171ZM174 48H175V49H174ZM178 48H179V49H178ZM181 48H182V49L184 48V49L181 50ZM190 48H191V49H190ZM196 48H200V46H199V47L196 46ZM196 48H195V50L198 51L199 49H196ZM206 48H207V47H206ZM208 48H209V47H208ZM208 48H207V49H208ZM217 48H214V49L219 50V49H217ZM250 48H251V49H250ZM28 49H29V50H28ZM65 49H66V48H65ZM68 49H69V48H68ZM68 49H67V50H68ZM72 49H73V48H72ZM72 49H71V50H72ZM78 49H80V47H79ZM113 49H114V50H113ZM116 49H117V50H116ZM173 49H174V51H173ZM201 49H203V47H202ZM201 49H200V50H201ZM222 49H223V48H222ZM226 49H227V48H226ZM242 49H246V48H243V47H242ZM11 50H12V49H11ZM25 50H26V52H25ZM27 50H28V51H27ZM43 50H44V48H43ZM67 50H66V51L63 50V52H66V54H67V52H68ZM71 50H70V52H71ZM95 50H94V51H95ZM112 50H113V52H112ZM130 50H131L133 53H132ZM135 50H136V51H135ZM138 50H139V51H138ZM151 50L154 51L155 53H153ZM156 50H157V51H156ZM158 50L160 51L161 54H159V51H158ZM161 50H162V51H161ZM176 50H177V51H176ZM195 50L193 49V51H195ZM200 50H199V51H200ZM211 50H213V49H211ZM2 51H0L1 54H2ZM39 51H37V52H39ZM50 51H51V52H50ZM73 51H74L76 54H78V52H76V51H78V50H76V51L73 50ZM171 51H172V52H171ZM181 51H182V52H181ZM199 51H198V53H199ZM207 51H210V50H207ZM236 51H237V50L235 49V52H236ZM14 52L16 53L17 51H14ZM40 52H41V51H40ZM81 52H82V51H81ZM103 52H102V53H103ZM130 52H131V53H130ZM135 52H136L137 54H138V52H139V54L136 56V55H135V54H136ZM151 52H152V53H151ZM157 52H158V54H157ZM176 52H177V53H176ZM201 52H202V51H201ZM204 52H206V50H204L203 53H204ZM12 53H13V52H12ZM15 53H14V54H15ZM46 53H45V54H46ZM61 53H60V54H61ZM129 53H130V55H131V54H132V55L129 56V55H128ZM169 53L172 54V55H170ZM180 53H181V54H180ZM188 53H187V54H188ZM194 53H196V52H193V54H194ZM209 53H210V52H209ZM211 53H213V52H211ZM4 54H5V51H3V55H4ZM16 54H17V53H16ZM43 54H44V53H43ZM45 54H44L43 56H45ZM64 54H65V53H64ZM76 54H74V56H76ZM108 54H109V56H108ZM111 54H113V55H111ZM124 54H127V55H124ZM133 54H134L135 56H134ZM155 54L159 55L158 57H159V58L161 57V58H160V59L157 58V56H156ZM173 54H174V55H173ZM234 54H235V53H234ZM237 54H239V53H237ZM5 55H9V54L6 53ZM22 55H23V54H22ZM28 55H29V52H28ZM31 55H32V54H31V52H30V55H29V56L32 57V56L34 55L33 57H35V54H34V53H33L32 56H31ZM36 55H38V54H36ZM39 55H40V54H39ZM39 55H38V56H39ZM54 55H52V56H54ZM57 55H59V53H58ZM67 55H68V54H67ZM80 55H81V54H80ZM80 55H79V56H80ZM110 55H111V56H110ZM119 55H118V56H119ZM123 55H124V56H123ZM139 55H140V56H139ZM166 55H167V56H166ZM175 55H176V56H175ZM224 55H225V54H224ZM247 55H248V56H247ZM10 56H11V55H10ZM10 56H9V57H10ZM26 56H27V54H26ZM26 56H24V57H26ZM49 56H50V55H49ZM49 56H48V57H49ZM52 56H51V57H52ZM71 56H72V54H71ZM86 56H88V55H86ZM116 56H117V55H116ZM116 56H115V57H116ZM118 56H117V57H118ZM125 56H127L128 58L130 57V58L127 59V57H125ZM155 56H156L157 59L155 58ZM188 56H189V55H188ZM214 56H213V57H214ZM233 56H234V55H233ZM48 57H47V58H48ZM61 57H64V56H63V53H62V56H61ZM131 57H132V58H131ZM137 57L139 58V60H138ZM222 57H223V54H222ZM242 57H243V56H242ZM249 57H250V58H249ZM5 58H6V57H5ZM20 58H23V57H20ZM26 58H27V57H26ZM43 58H44V57H43ZM66 58H67V57H66ZM68 58H69V57H68ZM71 58H72V57H71ZM71 58H70V59H71ZM225 58H226V59H224V61H225V60L228 61V60L232 59V55H231L230 59H228V56H226ZM27 59L29 60V57H28ZM30 59H31V58H30ZM32 59H33V58H32ZM32 59H31V60H32ZM38 59H39V58H38ZM44 59H46V56H45ZM70 59H69V60H70ZM75 59H76V58H75ZM112 59H113V58H111L110 61H111ZM126 59H127V60H126ZM164 59H166V60H164ZM188 59H189V60H188ZM211 59H212V57H211ZM221 59H222V58H221ZM233 59L235 60V57H234ZM0 60L2 61V60H4V59H2V57H1ZM8 60H10V59H8ZM12 60H13V59H12ZM12 60H11V63H12ZM35 60H37V58H36ZM46 60H48V59H46ZM114 60H115V58H114L111 62H113ZM117 60H118V58H117ZM120 60H118V61H120ZM159 60H160L161 62H160ZM162 60H164V61L162 62ZM191 60H192V61H191ZM206 60H207V61H206ZM217 60H218V59H217ZM217 60H216V61H217ZM234 60H232V61L234 62ZM4 61H5V60H4ZM17 61H18V60H17ZM17 61H16V63H17ZM26 61H27V60H26ZM37 61H38V60H37ZM50 61H51V60H50ZM72 61H73V60H72ZM76 61H77V59H76ZM79 61H81V60H79ZM110 61H108V62H110ZM181 61H182V62H181ZM219 61H220V60H219ZM230 61H231V60H230ZM35 62H36V61H34V63H35ZM40 62L43 63V61H40ZM48 62H49V61H48ZM69 62H70V61H69ZM74 62H75V60H74ZM74 62H73V63H74ZM81 62H82V61H81ZM81 62H79V65H80ZM111 62H110V63H111ZM115 62H113V63H115ZM131 62H132V63H131ZM134 62H135V64H134ZM159 62H160V64H159ZM188 62H189V63H188ZM190 62H191V63H190ZM220 62H221V61H220ZM220 62H219V63H220ZM7 63H8V62H7ZM14 63H15V62L12 63V66H14V65H13ZM32 63H33V62H32ZM38 63H39V61H38ZM44 63H45V62H44ZM44 63H43V64H44ZM82 63L85 64L84 61H83ZM143 63H144V64H143ZM157 63H158V65H157ZM163 63H165V65L162 67ZM169 63H170V64H169ZM172 63H173V64H172ZM175 63H177V65H179V64L181 63V66H180V67H181L182 69H180V67L177 66ZM178 63H179V64H178ZM183 63H184V65H185V63H186V65L189 64L188 66H190V64H193V65H191V66L193 67V68H191V69H193V71H194V69H196L197 71L195 70L194 72H191V71H189V70H191V69H188V70L186 71V69L184 68V67H186V66H184ZM201 63H202V64H201ZM215 63H217V62H215ZM2 64H4V63H2ZM5 64H6V62H5ZM18 64H20V61H19V63L16 64V66H18ZM45 64H47V62H46ZM108 64H109V63H108ZM111 64H112V63H111ZM124 64H125V63H124ZM168 64L170 65L169 70H171V71H170L169 74H171V75L176 74V71H175L176 69L173 68V67H175L174 65H176L181 71H183V72H180V71L178 70V68H177V71H178V73H177V74H178L177 78H178V79L175 78L176 75H173L174 77L172 76L173 79H175V80L172 79V82L175 81L174 83H175L176 85L179 83V85L181 86V88H180V86H178V88L181 89V90H178V88L175 86V84H174V83H171V80L168 81V80H169L168 77H171L170 75H169V76L167 75V74H168L167 72H169L168 69L166 70V68L169 66ZM199 64H200V65H199ZM222 64H223V63H222ZM225 64H226V63H225ZM229 64H231V63H229ZM234 64H233L234 67L231 66L232 64L229 65V67L232 68V69H231V68L228 67V68H229V71H228V69H227V71H225L224 69H226L225 66L227 67V65H225V66L223 65V66H224V69H223L224 72H223V71H222V72H223L224 74H227L228 72H230V71H232V70H233V72H236V71H234L235 68H236V66H235ZM0 65H1V64H0ZM8 65H9V64H8ZM34 65H35V64H34ZM74 65H75V64H74ZM74 65H73V66H74ZM77 65H78V63H77ZM109 65H110V64H109ZM109 65H108V66H109ZM125 65H126V64H125ZM154 65H155L156 68L154 67ZM166 65H167V66H166ZM171 65H172L173 67H172ZM195 65H196V67H194ZM220 65H221V64H220ZM2 66H5V65H2ZM12 66L9 65V67H12ZM21 66H22V63H21V65H20V68H21ZM71 66H72V65H71ZM75 66H76V65H75ZM148 66H149V67H148ZM159 66H160V67H159ZM165 66H166V67H165ZM210 66H211V67H210ZM215 66H216V65H215ZM218 66H219V64H218ZM6 67H7V66H6ZM9 67H8V68H9ZM33 67H34V66H33ZM81 67H82V66H81ZM118 67H119V68H118ZM137 67H138V68H137ZM143 67H144V68H143ZM147 67H148V68H147ZM153 67H154V68H153ZM158 67H159L160 69H159ZM161 67H162V68H161ZM216 67H217V66H216ZM251 67H252V68H251ZM0 68H1V67H0ZM13 68H14V69H13L14 72H12V73H14V74L16 73V74H17V72H15V66H14ZM109 68H110V67H109ZM164 68H165V69H164ZM170 68H171V69H170ZM187 68H188V67H187ZM203 68H204V67H203ZM217 68H218V67H217ZM217 68H216V69H217ZM233 68H234V69H233ZM247 68L249 69L248 71L245 70V69H247ZM2 69H3V68H2ZM9 69H11V68H9ZM17 69H18V68H17ZM17 69H16V70H17ZM33 69H36V68H33ZM33 69H32V71H33ZM59 69H60V68H59ZM111 69H112V68H111ZM120 69H121V68H120ZM161 69H162V70L164 69L165 71L163 70V72H162ZM172 69H174L175 72H174ZM183 69H185V70H183ZM198 69H200V67H199ZM207 69H210V70H207ZM211 69H213V70H211ZM6 70H8V69H6ZM11 70H12V69H11ZM19 70H20V69H19ZM36 70H37V69H36ZM61 70H62V69H61ZM134 70H135V72H134ZM142 70H143V71H142ZM244 70H245L246 72H245ZM34 71H35V70H34ZM49 71H50V70H49ZM52 71H50L49 73H51ZM85 71H87V69H86ZM120 71H122V69H121ZM141 71H142V73H141ZM166 71H167V72H166ZM172 71H173V72H172ZM184 71H185V72H184ZM219 71H220V68H219ZM5 72H6V71H5ZM8 72H10V74H11V71H8ZM35 72H36V71H35ZM35 72H33V73H35ZM39 72H40V71H39ZM59 72H60V70H59ZM161 72H162L163 74H162ZM179 72H180V73H179ZM222 72H221V73H222ZM226 72H227V73H226ZM233 72H232V73H233ZM40 73L43 74L42 72H40ZM47 73H48V72H47ZM63 73H64V72H63ZM85 73H87V72H85ZM145 73H146V74H145ZM159 73H160V74H159ZM212 73H213V74H212ZM232 73L230 72V75H229V73H228V75H229V76H232V75H233V76L235 77V75L232 74ZM31 74H32V72H31ZM35 74H38V73L36 72ZM41 74H40V75H41ZM44 74H45V73H44ZM44 74H43V75H44ZM139 74H140V75H139ZM141 74H142V75H141ZM164 74H166V75H164ZM199 74H200V76H201V74H202V76H204V77L206 76L205 79H203L202 76L199 77ZM219 74H220V73H219ZM231 74H232V75H231ZM240 74H239V75H240ZM262 74H263V75H262ZM43 75L41 76V78L44 77ZM45 75H46V74H45ZM60 75H62V74H60ZM136 75H138V76H136ZM159 75H161V76H159ZM221 75H222V74H221ZM261 75H262V76H261ZM31 76H32V78H34L33 74H32ZM31 76H30V77H31ZM37 76H38V75H36L35 77H37ZM47 76H48V74H47ZM124 76H125V77H124ZM135 76H136V77H135ZM140 76L143 77V78H141V80L139 79ZM144 76H145V77H144ZM162 76H163V77H162ZM164 76H165V77H164ZM180 76H182L183 78H181ZM212 76H214V77H212ZM225 76H226V75H224L223 78H225ZM233 76H232V78H234ZM237 76H238V74L236 75V78H237ZM248 76H249V77H248ZM45 77H46V76H45ZM45 77H44V78H45ZM161 77H162V78H161ZM172 77H171V78H172ZM210 77H211V78H210ZM216 77H217V78H216ZM17 78H18V77H17ZM39 78H40V77H39ZM39 78H34L35 80L37 79V80H36L37 83H38L40 80H41L40 82H42V79H43V78H42V79H39ZM123 78H124V79H123ZM134 78H136V80L139 79V80H140V81L138 80L139 83H138L136 80H135L136 82L133 81ZM165 78H166V79H165ZM167 78H168V79H167ZM179 78H180V80H179ZM201 78H202V80H201ZM221 78H220V79H221ZM223 78L221 79V80H222V83H221V84H222L223 86H226L227 84H226L225 82H228V81H225V79H223ZM230 78H231V77H230ZM238 78H239V77H238ZM63 79H64V78H63ZM63 79H62V80H63ZM69 79H70V78H69ZM181 79H182L183 81H182ZM239 79H240V78H239ZM241 79H242V77H241ZM35 80H33L34 82H33L32 80L30 81V86L35 87L34 85H35V84L37 85V83H35ZM101 80H100V81H101ZM120 80H121V81H120ZM176 80H177V81H176ZM200 80H201L202 82H200ZM223 80H224L225 82H224ZM228 80H229V79H228ZM263 80H264V79H263ZM17 81H20V80L18 79ZM28 81H29V78H28ZM48 81H47V82H48ZM60 81H61L62 83H60ZM180 81H182V82H184V83L181 82V84H182V85H181V84H180ZM255 81H256V82H255ZM261 81H260V82H261ZM32 82H33L34 85H31ZM40 82H39V85L42 84V83H40ZM126 82H127V81H126ZM176 82H177V83H176ZM248 82H249V83H248ZM202 83H203V84H202ZM216 83H217V84H216ZM228 83H229V82H228ZM247 83H248V84H247ZM262 83H263V82H262ZM16 84H17V82H16ZM18 84H19V83H18ZM44 84H46V80H45ZM66 84H67V83H66ZM68 84L70 85L71 82L68 81ZM68 84H67L66 86L69 88ZM116 84H117V83H115V85H116ZM125 84H127V83H125ZM125 84H123V86H124ZM138 84H139V85H138ZM170 84H171V86H170ZM173 84H174V85H173ZM221 84H220V85H221ZM224 84H225V85H224ZM229 84H230V83H229ZM229 84H228V86H229ZM238 84H237V85H238ZM246 84H247V85H246ZM263 84H264V83H263ZM27 85H28V84H27ZM119 85L121 86V84H119ZM119 85H118V86H119ZM134 85H135V86H134ZM137 85H138V86H137ZM240 85H241V87L243 86V87H242V90H241V88L238 89V88L240 87ZM245 85H246V86H245ZM42 86H43V88H42ZM45 86L47 87V89L45 88ZM104 86H105V85H104ZM126 86H125V87H126ZM162 86H163L164 88H163ZM167 86H168V87H167ZM169 86H170V88H169ZM173 86H174V87H173ZM248 86H249V87H248ZM261 86H262V89H263L264 86H263V85H261ZM25 87H28V86H25ZM32 87H31V88H32ZM37 87H40V86H37ZM55 87L58 88V89H56ZM98 87L100 88V86H98ZM101 87H102V85H101ZM106 87H104V89H105ZM125 87H124V88H125ZM160 87H162L163 90H161L162 88H160ZM165 87H167V90H165ZM236 87H237V88H236ZM245 87H248V88L246 89ZM28 88H29V89L25 88V91H24V88H23V91L20 90V95L18 96V98L21 97L22 99H24L22 96H25V98L28 99V97L32 94V92H31L30 95L28 96L29 92L32 91V89H31L30 87H28ZM44 88H45V89H44ZM59 88H61V90H59ZM78 88H79V87H78ZM95 88H96V87H95ZM107 88H106V89H107ZM114 88H115V90H113ZM118 88H119V87H118ZM136 88H137V89H136ZM157 88H158V89H157ZM172 88H173L174 90H173V91H170V89L172 90ZM220 88H222V87H220ZM229 88L231 89V87H229ZM26 89H27V92H26ZM33 89H36V88H33ZM48 89H49V91H48ZM96 89H97V88H96ZM100 89H103V88H100ZM135 89H136V90H135ZM227 89H228V88H227ZM244 89H245V90H244ZM28 90H30V91L28 92ZM37 90H38V89H37ZM37 90H36V92H37ZM56 90H58L60 94H59V93L57 94V91H56ZM64 90H65V89H64ZM66 90H68V89H66ZM69 90H70V89H69ZM79 90H80V89H79ZM83 90H84V89H83ZM97 90H98V89H97ZM118 90H119V89H118ZM118 90H117V91H118ZM120 90H121V89H120ZM156 90H157L158 92H160V93H158ZM164 90H165V91H164ZM221 90H224V91H221ZM235 90H234V91H235ZM50 91H51V92H50ZM61 91H62V92H61ZM89 91H91V90L89 89ZM89 91H88V92H89ZM106 91H107V90H106ZM168 91L170 92V93H169L170 95L168 94ZM219 91H221L222 93L219 92ZM247 91H248L249 93H248ZM251 91H252V93H250ZM262 91H263V90H262ZM24 92H25V93H24ZM33 92H35V90H34ZM36 92H35V93H36ZM76 92H77V90H76ZM76 92H75V95L78 94V97H79V96H80L79 93H76ZM78 92H79V91H78ZM81 92H82V91H81ZM81 92H80V94H81ZM86 92H87V91H86ZM95 92H96V91L94 90V93H95ZM98 92H101V91L99 90V91H97V93H98ZM113 92H114L115 94H113ZM135 92H136V93H135ZM163 92H164V93H163ZM225 92H226V91H225ZM230 92H231V90H230ZM235 92H236V91H235ZM235 92H234V93H235ZM237 92H236V93H237ZM27 93H28V94H27ZM44 93H43V94H44ZM55 93H56V94H55ZM65 93H68V92H65ZM92 93H93V90H92L91 94H92ZM155 93H158L159 96H158L157 94L155 95ZM161 93H162V94H161ZM196 93H198L197 96L195 95ZM226 93L228 94V92H226ZM258 93H259V92H258ZM260 93H261V92H260ZM262 93H264V92H262ZM22 94H23V95H22ZM26 94H27V95H26ZM39 94H41V93H39ZM43 94H41V97H42ZM70 94H71V93H69V95H70ZM89 94H90V93H89ZM89 94H88V95H89ZM99 94H98V95H99ZM160 94H161V95H160ZM164 94H166V95H164ZM227 94H226V95H227ZM231 94H233V93H231ZM237 94H238V93H237ZM21 95H22V96H21ZM32 95H34V94H32ZM55 95H56V96H55ZM65 95L69 96L68 94H65ZM65 95H64V96H65ZM96 95H97V94H96ZM112 95H116V96H115L116 98H115L114 96H112ZM119 95H120V96H119ZM152 95H153V97H158V98H152V97H151ZM162 95H163V96H162ZM167 95H168V96H167ZM228 95H229V94H228ZM228 95H227V97H224V98H228ZM233 95L235 96V94H233ZM37 96H38V94L36 93L34 98H35V99L38 98ZM90 96H91V95H90ZM117 96H118V97H117ZM125 96H124V97H125ZM132 96H133V97H132ZM193 96H196V97H193ZM221 96H222V95H221ZM230 96H231V95H230ZM234 96H233V98H234ZM32 97H33V96H32ZM32 97H30V98L28 99V101H29ZM44 97H45V96H44ZM44 97H42V98H44ZM74 97H76V96H73V98H74ZM87 97H88V96H87ZM169 97H170L172 100H170ZM222 97H223V96H222ZM240 97H242V96L240 95ZM240 97H238V98H240ZM21 98H20V99H21ZM39 98H40V95H39ZM39 98H38V99H39ZM47 98H48V97H47ZM49 98L46 99V100H49ZM67 98H68V97H67ZM67 98H65V99H67ZM71 98H72V97H71ZM71 98H69V99L71 100ZM83 98H82V99H83ZM130 98H131V100H129ZM148 98L150 99L151 102H152V99H153V100L156 99V100H155V102H152V103H151V102L148 100ZM233 98H231L232 101H233ZM235 98H236L237 100H239L237 97H235ZM249 98H250V99H249ZM251 98H252V99H251ZM27 99H24V100H22V101L25 102V101H27ZM35 99H34V101H31V100H30V101H31V102H34V104H36L35 102H37V101L39 102V100L36 99L37 101H35ZM75 99H77V97H76ZM85 99L88 100L87 104H85V103H86V102H85ZM93 99H94V100H93ZM114 99H115L116 101H115ZM121 99H124L125 102H123V100H121ZM159 99H158V102H160ZM217 99H218V101H217ZM236 99H235V100H236ZM13 100H14V99H13ZM15 100L17 101V103L19 102L17 99H15ZM42 100H43V99H42ZM67 100H68V99H67ZM67 100H66V101H67ZM77 100H79V98H78ZM117 100H121L122 102L120 103V101H117ZM237 100H236V101H237ZM251 100H252V101H251ZM253 100H254V101H253ZM256 100H257V101H256ZM260 100H261V102H260ZM16 101H15V103H13V107L11 108L12 110H11V111L9 110L10 113L8 112V109L3 108L4 106L1 105V109L3 108V110H4V109H5V110H4V111H0V116H1V114L3 115L2 117H0V121L3 120V122H4L5 120H7V121H6V125H7V122H8V123L10 122L9 124H11V122H12V118H13V120H14V117H15L14 115H15L16 112L19 110V109H17L16 112L11 113L12 111H15V110H13V108H14V109L16 108V105H17V104H16ZM63 101L65 102L64 99H63ZM74 101L76 102V100H74ZM92 101H96V102H92ZM162 101H163V100H162ZM216 101H217V102H216ZM220 101H221V102H220ZM225 101H226V99H225ZM232 101H229V103L231 104ZM13 102H14V101H13ZM20 102H21V101H20ZM23 102H22L21 105H23ZM48 102H47V103H48ZM67 102H68V101H67ZM67 102H65V104H66ZM98 102L100 103V105H98ZM117 102H118V103H117ZM128 102H129V103H128ZM144 102H145V103H144ZM149 102H150V103H149ZM158 102H157V105H160V103H161V105H162V102H160L159 104H158ZM164 102H165V101H164ZM167 102H166V103H167ZM223 102H224V101H223ZM223 102H222V103H223ZM226 102H228V100H227ZM233 102H234V101H233ZM250 102H251V103H250ZM263 102H264V101H263ZM29 103H30V102H29ZM43 103H44V102H43ZM51 103H49V104H51ZM90 103H91V104H90ZM96 103H97V104H96ZM122 103H124V106L122 105ZM130 103H131V104H130ZM218 103H219V104H218ZM234 103H235V102H234ZM19 104H20V103H19ZM19 104H18V105H19ZM27 104H28V102H27ZM27 104H25V105H27ZM30 104H31V103H30ZM30 104H29V106H30ZM34 104H32V105L34 106ZM81 104L84 105L85 107L82 106ZM89 104H90V105H89ZM112 104H113V105H112ZM127 104H128V106H127ZM139 104H140V105H139ZM149 104H150V105H149ZM164 104H165V103H163V105H164ZM173 104H174L175 106H174ZM182 104H184V105H182ZM224 104H226V103H224ZM240 104H242V105L240 106ZM25 105H24V106H25ZM38 105H39V104H38ZM55 105H56V104H55ZM62 105H64V104H62ZM62 105H61V106H62ZM67 105H68V104H67ZM97 105H98V106H97ZM101 105H102V106H101ZM105 105H106V106H105ZM141 105H142V106H141ZM153 105H152V106H153ZM161 105H160V106H161ZM163 105H162V106H163ZM167 105H168V104H167ZM181 105L184 106V107H182ZM212 105H213V106H212ZM251 105H252V106H251ZM253 105H254V106H255V105H257V106L260 105V108L258 109L259 106H258V107H257V106L253 107ZM33 106H32V107H33ZM40 106H42V105H40ZM61 106H60V108H62ZM78 106H79V107H78ZM88 106H89V108H87ZM94 106H95V107H94ZM104 106H105L106 108H104ZM136 106H138L139 108L137 107L138 109L135 110ZM144 106H145V105H144ZM144 106H143V107H144ZM154 106H153V109L156 108V107H154ZM223 106L225 107V105H223ZM227 106H228V105H227ZM19 107H20V106H19ZM36 107H37V106H36ZM36 107H35V109H36ZM83 107H84V108H83ZM97 107H98V108H97ZM99 107H100V108H99ZM101 107H102V108H101ZM179 107H180V109H179ZM229 107H232V106L229 105ZM229 107H227V108H229ZM52 108L56 111V114H55V111H54ZM81 108H82L83 110H82ZM119 108H117V109H119ZM160 108H163V107H160ZM160 108H158V109L160 110ZM164 108H165V107H164ZM167 108H168V107H167ZM171 108H169V109H171ZM206 108H208V109H206ZM240 108H242V109H244V110L242 111V109H240ZM254 108H255V109H254ZM9 109H10V108H9ZM31 109H33V108H31ZM79 109H80V110H79ZM86 109H87V111H88V109L91 110V111H88V112H87V111H85ZM126 109H127V110H126ZM147 109H148V108H147ZM156 109H157V108H156ZM156 109H155V111H156ZM169 109H168V110H169ZM176 109H177V110H176ZM236 109H237V108H236ZM33 110H34V109H33ZM46 110H49V111H47V113H46V112H45ZM59 110H60V109H59ZM97 110H98V111H97ZM106 110H107V112H106ZM115 110H114V112H115ZM120 110H119V111H120ZM134 110H135L136 112H135ZM162 110H163V109H162ZM181 110H182V111H181ZM207 110H209V111H207ZM219 110H221V111L219 112ZM231 110H232V109H231ZM231 110H227V111H231ZM234 110H235V107L233 106V111H234ZM254 110H255V111H254ZM256 110H257V111L259 110V111H260V114H259V111H258V113H257ZM51 111H52V112H51ZM73 111H75L76 114H77V112H79V113H78L77 115H75V113H74ZM84 111H85V112H84ZM92 111H93V113H92ZM94 111H95V112H94ZM116 111L118 112V110H116ZM125 111H126V112H125ZM152 111H154V110H152ZM155 111H154V112H155ZM30 112H31V111H30ZM32 112H33V111H32ZM34 112H36V110H35ZM34 112H33V115H35ZM97 112H98V114H97ZM104 112H105V113H104ZM117 112H116V113H117ZM154 112H153V113H154ZM159 112H162V111H159ZM166 112H167V111H166ZM178 112H179V113H178ZM231 112H232V111H231ZM231 112H230V113H231ZM261 112H262V114H261ZM7 113H8V114H7ZM14 113H15V114H14ZM45 113H46L47 115H46ZM51 113H52V114H51ZM71 113H73V114H72V118H71V116H69ZM88 113H89V114L92 113V114H90V116H89ZM108 113L111 114V116L108 115ZM116 113H115V114H116ZM132 113H133L134 115H133ZM137 113H138V114H137ZM149 113H151V112H149ZM153 113H152V114H153ZM162 113H165L164 110H163ZM167 113H168V112H167ZM222 113H223V115H222ZM228 113H229V112H228ZM238 113H240V114L238 115ZM241 113H242V114H241ZM254 113H255V115H254ZM256 113H257V114H256ZM10 114H12V115H10ZM13 114H14V115H13ZM53 114H54V116H53ZM60 114H62V113H60ZM86 114H87L88 116H87ZM93 114H94V115H93ZM95 114H96L97 116H96ZM125 114H126V115H125ZM131 114H132V115H131ZM136 114H137V115H136ZM152 114H151V115H152ZM157 114H158V113H157ZM157 114L154 113V115H157ZM174 114H173V115H174ZM179 114H180V115H179ZM6 115H7V116H6ZM17 115H19V112L17 113ZM44 115H46L49 119H47V117H45ZM62 115H63V114H62ZM92 115H93V119L91 118ZM135 115H136L137 117H136ZM144 115H145V116H144ZM147 115H148V114H147ZM165 115H167V114H164V116H165ZM168 115H169V114H168ZM168 115H167V117H166V116H165V117H166V118L169 117V119L172 117V119H173V116L170 117V116H168ZM232 115H233L234 117L238 118V119L236 120V118H233V119H234V120H233L232 118H230V117H233ZM258 115H259L260 117H259ZM261 115H263V116H261ZM43 116L45 117L44 119H43ZM79 116H80V115H79ZM83 116H82V117H83ZM106 116H109V118H106ZM139 116H140V117H139ZM164 116H163V117H164ZM178 116H177V117H178ZM240 116H243V118H244V116H245L246 119H241ZM58 117H59V116H58ZM68 117H69V118H68ZM87 117H90V118H87ZM120 117H121V118H120ZM146 117H147V116H146ZM152 117H154V116H152ZM165 117H164V118H165ZM174 117H175V115H174ZM227 117H229L231 120H230L229 118L227 119ZM5 118H6V119H5ZM7 118H8V119H7ZM31 118H32V119H31ZM34 118H35V119H34ZM36 118H37V120H36ZM51 118H53L54 120H52ZM70 118H71V119H70ZM85 118H84V119H85ZM105 118H106V119H105ZM110 118H111V119H110ZM114 118H115V117H114ZM140 118H141V119H140ZM142 118H143V119H142ZM157 118H158V117H157ZM259 118H261V119L259 120ZM4 119H5V120H4ZM40 119H41V121H40ZM45 119H47V121H46ZM124 119L122 118L121 121L124 122ZM131 119L129 120L128 117H127V120H125V121H128V120H129V122H131ZM153 119H155V118H152V120H153ZM162 119H163V120H162ZM169 119H168V120H169ZM172 119H171V120H172ZM226 119H227V120H226ZM239 119H241L243 122H246V123H243V122H242L241 120H239ZM254 119H255V121H254ZM42 120L46 121L48 124H47L46 122H44V121H43V123H42ZM50 120H51V121H50ZM108 120H112V121H111L112 123H111L110 121H109L110 123H108V122H107ZM165 120H167V119H165ZM235 120H236V122H235ZM262 120H263V119H262ZM37 121H38V122H37ZM82 121H84V123H80V122H82ZM88 121H89V122H88ZM94 121H95V122H98V121H99L97 125L95 124L96 126H94ZM105 121H106V122H105ZM121 121H119L120 123H119V126H118V127H117V126L114 127V129H115L116 132H118V130L120 129V125L122 124ZM169 121H170V120H169ZM173 121H174V120H173ZM239 121H240V122H239ZM35 122H37V123H35ZM77 122H79L80 124H79V123L77 124ZM104 122H105V124L108 123V126L104 127V126H103ZM138 122H139L140 125H142L143 127L140 126L139 124H137ZM171 122H172V121H171ZM179 122H178V123H179ZM183 122H184V123H183ZM1 123H2V122H1ZM31 123H35V125H32V126H31ZM142 123H143V124H142ZM172 123H173V122H172ZM174 123H177V122H174ZM239 123H240V124H239ZM255 123H256V124H255ZM262 123H263V122H262ZM262 123H261V124H262ZM9 124H8V125H9ZM109 124H111V125H109ZM124 124H125V123H124ZM154 124H155V123H154ZM202 124H203V125H202ZM212 124H214L213 127H212ZM216 124H217V125H216ZM238 124H239V125H238ZM243 124H245V127H248V126H249L248 129L245 128V127L243 126ZM258 124H259V125H258ZM0 125H1V124H0ZM2 125H4V126L2 127ZM2 125H1V128H2V129H4V128L7 129V127H9V126L5 127L6 125H5L4 123H2ZM25 125H26V124H25ZM55 125H56V126H55ZM58 125H59L60 127H59ZM91 125L94 127V130H93V127H92ZM106 125H107V124H106ZM133 125H134V124H133ZM151 125H152V124H151ZM204 125H205V126H204ZM246 125H248V126H246ZM29 126H31V127H29ZM63 126H64V127H63ZM66 126L69 127V130H67L68 128H66ZM79 126H80V127H79ZM83 126H85V125H83ZM139 126H140V127H139ZM172 126H174L173 128H175V129H172V128H171ZM176 126H177V125H176ZM199 126H200V127H199ZM203 126H204V127H203ZM241 126H242V128H241ZM263 126H264V124H263L261 127H263ZM55 127H56V129H58V128H59V129L56 130ZM78 127H79V128H78ZM88 127H89V128H88ZM133 127H134V126H133ZM145 127H144V129H145V131H146V128H145ZM152 127H153V125H152ZM177 127H178V126H177ZM216 127H220V128H216ZM243 127L245 128V130L247 129L246 132H245V130H243V132L240 131L241 129H243ZM256 127H255V128L253 127V128H254V129H257ZM259 127H260V126H259ZM25 128H26V130H27V127H25ZM60 128H61V129H60ZM62 128H63V129H62ZM77 128H78V129H77ZM97 128H98V127H97ZM108 128H109V127H108ZM111 128H112V127H111ZM121 128H122V126H121ZM150 128H151V127L149 126V129H148L149 131L147 130L148 132H150V130H153V129H150ZM155 128H154V129H155ZM182 128H184V132H182V131H183ZM187 128H188V129H187ZM211 128H212V129H211ZM237 128H238V129H237ZM239 128H240V129H239ZM2 129H0V132H1ZM38 129H40V130H38ZM51 129H52V130H51ZM53 129H54V130H53ZM65 129H66L67 131H65ZM73 129H74L73 133H75V131H78L79 133L81 132L80 134L76 132L77 134H79V135L81 136L80 138H79V137L77 138L78 141H79V139H80V143H79V145L77 144L78 141H77L76 138H75L76 142H75V140H74V138H73V140H74V141H73V145H72V140H70L72 137H74L73 134H72V137H71V135H69V133H71V131H72ZM162 129H164V131H163ZM185 129H186V130H185ZM203 129H205V130H203ZM213 129H215V130H213ZM220 129H222V130H220ZM228 129H229V130H228ZM48 130H49L50 132H49ZM80 130H82V129H80ZM91 130H92L93 132L90 134L89 132H91ZM109 130H110V128H109ZM121 130H126V129H123V128H122ZM142 130H143V129H142ZM155 130H157V129H155ZM166 130H167V131H166ZM170 130H171V131H170ZM173 130H174V131H173ZM211 130H212V131H211ZM217 130H218V131H217ZM258 130H259V128H258ZM261 130H263V129H261ZM261 130H259V131L262 132ZM24 131H25V130H24ZM27 131H28L27 133H29V135H30V134H32V136L35 135V132H33V133H34V135H33V133L31 132V130L28 129ZM33 131H34V130H33ZM54 131H55V132H54ZM61 131H62V132H61ZM97 131H98V130H97ZM97 131H96L95 133H93V137H94V135L96 136V134H98L99 136H101L99 132L97 133ZM107 131H108V130H107ZM112 131H113V130H111V133H110V134L113 133ZM115 131H114V132H115ZM145 131H144V132H145ZM147 131H146V132H147ZM165 131H166V132H165ZM208 131H209V132H208ZM210 131H211V132H210ZM213 131H214L215 133H216V132H218V133H216V135H215V134L213 133ZM223 131H224V132H223ZM249 131H250L251 133H250ZM254 131H255V130H254ZM254 131H253V132H254ZM263 131H264V130H263ZM25 132H26V131H25ZM30 132H31V133H30ZM116 132H115V134H116L117 136H120V133L123 132V131H121L120 133H116ZM142 132H143V131H142ZM142 132H140V133H142ZM154 132H156V131H154ZM175 132H176V133H175ZM177 132H178V133H181V132H182V133H181L182 136H181L180 134H178ZM233 132H235V134H234ZM244 132H245V133H244ZM3 133H4V132H2V134H3ZM5 133H6V130H5ZM27 133H26V134H27ZM54 133L58 136V137H57V141H56L55 144L53 143V138H52V136L54 135ZM61 133H62V134H61ZM76 133H75V134H76ZM101 133H102V132H101ZM103 133H104V132H103ZM105 133H106V131H105ZM150 133H152L151 135H153V131H151ZM150 133H148V135H149ZM159 133H158V134H159ZM167 133H169V135H170V133H171V135H172L173 133H175V134H174L175 138H173L174 136L171 137V135L168 136ZM208 133H209V134H208ZM231 133H233V134H231ZM241 133H242V134L244 133V134L242 135ZM263 133H264V132H263ZM39 134L37 133L38 136H39ZM42 134H41V136H42ZM59 134H60V135H59ZM63 134L65 135V137H64ZM110 134H108V135H110ZM115 134L113 133L112 136L110 137L112 140H114L113 138L116 136ZM125 134H126V133H125ZM164 134H165V135H164ZM210 134H211V135H210ZM212 134H213V135H212ZM236 134H237V135H236ZM239 134H240V135H239ZM27 135H28V134H27ZM51 135H52V136H51ZM62 135H63V136H62ZM68 135H69V136H68ZM79 135H78V136H79ZM82 135H83V134H82ZM98 135H97V136H98ZM146 135H147V134H146ZM223 135H224L225 137H224ZM238 135H239V138H238ZM244 135H245V136H244ZM255 135H256V134H255ZM259 135H260V134H259ZM6 136H7V135H6ZM25 136H26V135H25ZM30 136H31V135H30ZM30 136H29V137H30ZM35 136H36V135H35ZM38 136H37V137H38ZM60 136H61V137H60ZM97 136H96V137H97ZM99 136H98V137H99ZM153 136H156V133H155ZM158 136H160V135H158ZM176 136H177V138H176ZM209 136H210V137L213 136L212 138L215 137V139H214L213 142H211L212 140L209 139V138H210ZM217 136H220V137H217ZM240 136H241V137L244 136V137L241 138ZM261 136H263V137H261V138H264V134H263V135L261 134ZM0 137H1V135H0ZM3 137H4V134H3ZM3 137H1L2 139L0 138V140H1L0 142H2V143H1L2 145L4 144V143H3L4 141H2V140H3ZM59 137H60L62 140H65V139H66L65 142L62 141ZM69 137H70V138H69ZM75 137H77V136H75ZM96 137H95V138H96ZM98 137H97V138H98ZM112 137H113V138H112ZM147 137H148V136H147ZM150 137H151V136H149L148 138H150ZM163 137H162V138H163ZM206 137H207V138H206ZM223 137H224V138H223ZM233 137H236V138H237V139H236L237 141H236V140L234 141L235 138H233ZM245 137H247V138H245ZM259 137H260V136H259ZM5 138H6V137H5ZM26 138H27V137H26ZM26 138H25V139H26ZM33 138H36V137H33ZM38 138H39V137H38ZM50 138H52L51 143H50V141H49ZM115 138H116V137H115ZM152 138H153V137H152ZM164 138H163V139H164ZM171 138H173L174 142H173V140H172ZM178 138H179V139H178ZM212 138H211V139H212ZM216 138H217V140L219 139L218 142L216 141ZM220 138H221V140H220ZM59 139H60V141H58ZM68 139L70 140V143H71V144H70V143H69V144L67 143V140H68ZM107 139H108V140H107ZM107 139L105 138L106 144H107V143H110L109 141L111 140V139L109 140V136H107ZM155 139H158V138L156 137ZM159 139H160V138H159ZM159 139H158V140H159ZM163 139H162V140H163ZM208 139H209V140H208ZM231 139H230V140H231ZM238 139H240V140L238 141ZM244 139H245V140H244ZM5 140H7V139H5ZM26 140H27V139H26ZM26 140H25V141H26ZM28 140H29V138H28ZM36 140H37V139H36ZM38 140H39V139H38ZM47 140H48V141H47ZM92 140H93V141H91V142H93V144H94V141H95L96 139H95V140L92 139ZM169 140H170V142H171L173 145H172L171 143L168 144ZM177 140H178V141H177ZM205 140H206V141L208 140V143L211 142V143H210L211 145H209L207 142H206V143H207L208 146L206 145V143L204 144V145H206V146L202 145V144L205 142ZM227 140H228V138H227ZM232 140H231V141H232ZM246 140H248V141H246ZM256 140H258V145H260V146H259L260 149L258 148L257 144H256L257 149L255 148V147H256V146H255V143L257 142ZM260 140H262V139H260ZM61 141L64 142L65 145H62V142H61ZM159 141H161V139H160ZM176 141H177V142H176ZM183 141H184V142H183ZM219 141H220V142H219ZM245 141H246V142H245ZM254 141H255V142H254ZM5 142H7V141H5ZM9 142H10V141H9ZM38 142H39V141H38ZM38 142H37V143H38ZM46 142H47V143H46ZM48 142H49V144H48ZM60 142H61V144H60ZM68 142H69V141H68ZM74 142H75V143H74ZM81 142H82V143H81ZM111 142H113V141H111ZM179 142H180V143H179ZM182 142H183V143H182ZM185 142H186V144H185ZM202 142H203V143H202ZM216 142H217L218 144H217ZM262 142H264V141H262ZM66 143H67L68 146H70V147H68V146L66 145ZM83 143H84V144H83ZM88 143H89V144H88ZM113 143H114V142H113ZM215 143H216V145H215ZM221 143H223V142H221ZM221 143H220V144H221ZM242 143H243V144H242ZM9 144H11V143H8V144H7V147H10ZM39 144H40V143H39ZM41 144H42V143H41ZM58 144H60V145H58ZM158 144H159V142H158ZM179 144H180V146H179ZM240 144H241V146H240ZM2 145H1L0 147H2ZM8 145H9V146H8ZM24 145H25V144H24ZM37 145H38V144H37ZM71 145H72V147H71ZM83 145H84V148H83ZM88 145H90V146L88 147ZM108 145H109V144H108ZM167 145H168V146H167ZM5 146H6V144L4 145V148H3V149L0 148V153H1V150H2V152H4V151L6 150V149H5ZM26 146H27V145H26ZM45 146H46V147H45ZM49 146H50V147H49ZM57 146H58V147H57ZM64 146H66V147H64ZM111 146H112V145H110L109 148H111ZM165 146H166L167 148H166ZM171 146H170V147H171ZM195 146H194V148H195ZM201 146H199V148H200ZM221 146H222V145H221ZM263 146H264V145H263ZM7 147H6V148H7ZM35 147H36V146H35ZM59 147H60V148H59ZM61 147H62V149H61ZM67 147H68V148H67ZM80 147H81V149H80ZM93 147H94V146H93ZM159 147H161V146L159 145ZM174 147H173V149H174ZM10 148H11V147H10ZM23 148H24V147H23ZM33 148H34V147H33ZM43 148H44V149H43ZM46 148H47V149H46ZM57 148H58L59 150H58ZM64 148H67L68 151L64 150ZM90 148H92V147H90ZM221 148H222V147H221ZM221 148H219V146H218V149H221ZM4 149H5V150H4ZM7 149H9V148H7ZM12 149H13V148H11L9 151H10L11 153H13V155H14V152H12ZM45 149H46V150H45ZM102 149H103L104 151H106V149H104V148H101V149L98 148V149H96L95 152L93 151V153H90V154H88V151H87V150H86V152H85L86 155H83V153H82V155H81V154H80V155L78 154L77 157H78V158L80 157V159H78V163L80 164L81 161L83 162V160H85V159L87 160V158H89V160H91V161L93 162L94 159L96 160L95 156L97 157V159H101L102 156L104 155V154H103L104 152L102 153V151H103ZM162 149H163V148H162ZM176 149H177V148H176ZM214 149H215V150H214ZM258 149H259L261 152H259L258 154L256 153V155H254V151H255V152H256V151L258 152ZM262 149H263V148H262ZM3 150H4V151H3ZM23 150H24V149H23ZM34 150H35V148H34ZM44 150H45V151H44ZM69 150H72V151L69 152ZM88 150H89V149H88ZM97 150H99V152H100V156L97 155V153H98ZM160 150H161V149H160ZM171 150H172V149H171ZM174 150H175V149H174ZM48 151H49V152H48ZM63 151H65V152H63ZM10 152L5 151V153H8V154H10ZM38 152H39V153H38ZM96 152H97V153H96ZM161 152H163V151H161ZM165 152H166V151H164V153H165ZM168 152H169V150H168ZM171 152H172V151H171ZM183 152H182V153H183ZM5 153H4V156L2 155V156H3L2 158H5V155H6ZM17 153H19V152H17ZM32 153H33V151H32ZM32 153H31V154H32ZM62 153H63V154H62ZM94 153H95V155H94ZM101 153H102V154H101ZM147 153H149V152H147ZM172 153H175V152H172ZM1 154H3V153H1ZM68 154H69V155H68ZM73 154H74V153H73ZM152 154H153V153H151V154L149 153V155H152ZM159 154H160V153H159ZM175 154H176V153H175ZM175 154H174V155H175ZM180 154H179V155H180ZM33 155H34V153H33ZM62 155H63V156H62ZM92 155H93V156H92ZM105 155H107V154H105ZM105 155H104V156H105ZM170 155H171V154H170ZM179 155L176 156V157H179ZM215 155H216V153H215ZM0 156H1V155H0ZM8 156H9V157L6 156V159L9 158V161H10V159H11V158H10V155H8ZM66 156H67V157H70V158H67ZM73 156H74V155H73ZM89 156H90V157H89ZM144 156H145V155H143V157H144ZM172 156H173V155H171V157H172ZM26 157L28 158L29 161L27 160ZM29 157H30V158H29ZM37 157H38V159H37ZM82 157H83V158H82ZM86 157H87V158H86ZM92 157H93L94 159H91ZM153 157H155V156H152V158H153ZM158 157H159V156L157 155L156 158H154V159H157ZM176 157H175V159H176ZM2 158H1L0 161H2ZM72 158H73V157H72ZM144 158H145V157H144ZM146 158H147V156H146ZM60 159H61V160H60ZM62 159H63V160H62ZM65 159H66V160H65ZM147 159H148V158H147ZM149 159H151V157H149ZM178 159H179V158H178ZM255 159H256V160H255ZM261 159H263V163H262V161H260ZM4 160H5V159H3L2 163H4ZM15 160H12V162H14V163H11V164H15ZM40 160H41V161H40ZM64 160H65V162H64ZM143 160H144V159H143ZM200 160H201V161H200ZM207 160H208V161H207ZM35 161H36V162H35ZM37 161H39V163H37ZM96 161H97V160H96ZM146 161H147V160L145 159L144 162H146ZM209 161H210V162H209ZM254 161H255V162H254ZM5 162H6V161H5ZM19 162H18V163H19ZM29 162H32L30 168L32 167V168H35V169L38 170L36 173H35V171H36L35 169H30L29 167H27ZM40 162H41V163H40ZM42 162H43V163H42ZM56 162H57V163H56ZM84 162H85V161H84ZM87 162H90V161H87ZM23 163H25V162H23ZM36 163H37V164H36ZM66 163H67V164H66ZM201 163H202V164H201ZM205 163H206V164H205ZM255 163H256V164H255ZM258 163H259V164H258ZM32 164H33L35 167H33ZM207 164H208V166H207ZM212 164H214V165H212ZM36 165H37V166H36ZM47 165H48L49 167H48ZM57 165H58L59 167H57ZM68 165H69V164H68ZM82 165H83V164H82ZM82 165H81V166L79 165V166L82 168ZM211 165H212V166H211ZM261 165H260V167H261ZM61 166H63V167H61ZM65 166H66V167H65ZM209 166H210V167H209ZM218 166H220V165H218ZM252 166H251V167H252ZM263 166H262V168H263ZM37 167H38V168H37ZM41 167H42V168H41ZM80 167H79V169H81ZM202 167H204V168H203V169H204L203 171H202V169H201ZM205 169H207V170H205ZM263 169H264V168H263ZM32 170H33L34 172H32ZM40 170H41V171H40ZM61 170H62V171H61ZM45 171H46V173H44ZM50 171H51V173H50ZM41 173H42V174H41ZM197 174H198V175H197ZM60 175H61V176H60ZM263 175H264L263 172L260 173V174H257V175H256V174L251 175V177H253V179L251 178L250 181L253 180V182H255V183L249 182L248 185H250V184H253V185L256 184V185H257V183L260 184V183L262 182V180L264 179V178L262 179V177H261V176H263ZM34 176H33L32 178H34ZM38 176H39V177H38ZM46 176H47V177H46ZM199 176H200V178H201V175H199ZM14 177H15V178H14ZM171 177H172V176H171ZM173 177H174V176H173ZM175 177H176V175H175ZM196 177H195V178H196ZM221 177H223V179H224V176H221ZM258 177H261V179L258 178ZM263 177H264V176H263ZM22 178H23V179H22ZM256 178H257L258 180H257ZM14 179L17 180V181H14ZM24 179H25L26 181H24ZM30 179H31V178H30ZM38 179H39V180H38ZM56 179H57V180H56ZM46 180H47V182H46ZM254 180H255V181H254ZM19 181H20V182H19ZM258 181H259V182H258ZM17 182H18V183H17ZM28 182H30L29 184H31V186H30L31 188H30V187H25V186H27V185L29 186ZM60 182H61V183H60ZM56 183H57V184H56ZM59 183H60V185H59ZM43 184H44V185H43ZM49 184H50V185H49ZM53 184H54V185H53ZM13 185H14V184H13ZM20 185H19V186H20ZM48 185H49V186H48ZM52 185H53V186H52ZM58 185H59L60 187H56V186H58ZM253 185H252V186H253ZM19 186H18V187H19ZM250 186H251V185H250ZM252 186H251V187H252ZM16 187H17V186H16ZM21 187H22V186H21ZM247 187H248V186H247ZM23 188L21 189V190H23V191H21V194H22V193L24 192V190H25V189H23ZM29 188H30V189H29ZM35 188H36V187H35ZM54 188H55V189H54ZM244 188H245V187H244ZM17 189H18V188H17ZM62 189H63V188H62ZM62 189H61V190H62ZM167 189H168V188H165V191H163L162 188H161V190H162L164 193L167 191ZM245 189H246V188H245ZM245 189L243 190V194L245 193V191H246L248 188H247L246 190H245ZM18 190H19V189H18ZM28 190H25L26 194L29 193ZM27 191H28V192H27ZM53 192H54V193H53ZM45 193H46V194H45ZM52 193H53V194H52ZM23 194H24V193H23ZM167 194H168V193H166L165 196H167ZM54 196H55V198H54ZM57 196H58V195H53V197L50 196V199L53 198V199L56 200V199L58 198ZM247 196H248V195H247ZM251 197H252V196H251ZM256 197L259 198V199L261 200V198H260L259 196H255V197H253V198H256ZM47 198H48V196H47ZM63 198H65V196H63ZM63 198H62V199H63ZM43 199H44V198H43ZM58 199H59V198H58ZM134 199H135V198H134ZM48 200H49V199H48ZM136 200H137V199H135L134 201H136ZM256 200H257V199H255V201H254L255 203H252V205L257 203ZM51 201H52V200H51ZM53 201H54V200H53ZM53 201H52L51 203H53ZM127 201H128V200H127ZM132 201H133V199H131V205H130V200H129L127 206L130 205V207H133L135 204H137V203L133 204L134 202H132ZM257 201H259V200H257ZM56 202H58V201H56ZM60 202H61V201H59L58 203H55V204L57 205V208H59V206H61ZM251 202H253V199H251ZM260 202H261L260 204L264 205V204H263L264 201H260ZM59 204H60V205H59ZM260 204L258 203V205H254V207H253V209H254L253 211H254V212L256 211V212H255L256 214H257V211H258V212H259V211L261 212V213L259 212L258 216L256 215V216L254 217V218H255V221H256V223H255L256 228H259V231L262 230V229H261L262 226L264 227V225L262 224V223L264 222V221H263V220H264V206H262V205H260ZM56 205H54L53 207H56ZM58 205H59V206H58ZM128 207H129V206H128ZM255 209H256V210H255ZM179 210H182V206L179 207ZM55 211H56V210H55ZM254 212H253V213H254ZM260 215H261V216H260ZM260 217H261V218L263 217V218L261 219ZM257 218H258V219H257ZM259 219H260V221H259ZM261 221H263V222H261ZM257 222H258V223L261 222V224H260L258 227H257V225H258ZM261 225H262V226H261ZM203 229H204L205 232L207 233V230H206L205 228H201L200 230H202V232L200 233V235H202V236L206 235L205 232L203 233V231H204ZM200 230H199V231H200ZM256 231H257V230H256ZM261 232L264 233L263 230H262ZM258 233H259V232H258ZM258 233H257V235H258ZM208 235H210V234L208 233ZM211 236H212V235H211ZM211 236H209L210 238L208 237V239H214V237H213L214 235L212 236L213 238H212ZM249 236L251 237V235H249ZM252 236H253L254 239H255L256 237L259 238L258 236H255V237H254V235H252ZM220 237H221V236H220ZM247 237H248V235H247ZM250 237H249V239H250L251 241L247 238V241H248V242H247V245H248V243L251 242L250 245H252V246H255V245H256L255 248H258V247H259V248H262V249H263V252H264V246H263L264 243H263V244H260V246H261V245L263 246V247H260L259 245H257V244H258V241H257V240H259V239L256 238L257 243H256V241H255V244H254V242H253L254 239H252V237H251V238H250ZM218 238H219V237H218ZM218 238L215 237V239H214L215 241H214V240H213V241L210 240V241H208V242H209V243H210L211 241L214 242V243H212L211 245H212V246H215L216 243H217L216 240H217ZM218 240H219V243H220V241L222 240V238H221V240H220V239H218ZM261 240H263V239H261ZM197 241H198V240H197ZM197 241H196V242H197ZM194 242H195V241H194ZM252 242H253V243H252ZM197 243H198V242H197ZM209 243H207V244H209ZM222 243H223V241H222ZM260 243H261V242H260ZM195 244H196V243H193V245H195ZM186 245H187V244H186ZM188 245L190 246L191 243L188 244ZM188 245H187V246H188ZM196 245H197V247H198L199 243L196 244ZM217 245H219V244L217 243ZM182 246L185 248L184 245H182ZM201 246H202V245H201ZM201 246H200V248H201L202 250H204L203 248H204L205 246H204L203 248H202ZM219 246H220V245H219ZM193 247H194V246H193ZM193 247L190 248L191 250L187 249V250H188V251L186 250L187 252L184 251V257H185V255H186V257H187V255L189 256L191 253L194 252ZM195 247H196V246H195ZM195 247H194V248H195ZM197 247H196V248H197ZM207 247H208V249L210 250L211 246L208 245ZM187 248H189V247H187ZM196 248H195V250H196ZM205 248H206V247H205ZM214 248H216V246L213 247V249H214ZM248 248H249V246H248ZM250 248L255 250L254 247L252 248V247L250 246ZM250 248H249V249H250ZM262 249H261V250H262ZM170 250H171V247H170ZM170 250H169V253H170V255H171V252H173V250H175V248H173L171 251H170ZM183 250H184V249H183ZM192 250H193V252H191ZM257 250H260V249H257ZM189 251L191 252L190 254H189ZM206 251H207V250H206ZM210 251H211V250H210ZM185 252H186V254H185ZM174 253H175V252H174ZM174 253H173V254H174ZM187 253H188V254H187ZM199 254H200V253H199ZM193 255H194V256H193ZM196 255H197V253L192 254L190 258H188V257L185 258L184 260H186V261H184V262H182V263H185V264H199V262H200V264H201V260L203 261V259H199V260H198V258H196V257L201 258V257H203L202 254H200L199 256H196ZM200 256H201V257H200ZM184 257H183V258H184ZM194 257H195V258H194ZM191 259H192V260H191ZM195 259H196V260H195ZM1 260H2V259H0V261H1ZM3 260H4V259H3ZM5 260H6V259H5ZM197 260H198L199 262H198ZM69 261H70V260H69ZM203 262H204V261H203ZM182 263H181V264H182ZM220 263H221V262H220ZM220 263H219V264H220ZM202 264H204V263H202ZM221 264H222V263H221Z\"/></svg>", "mask_w": 264, "mask_h": 264}]
</instances>
